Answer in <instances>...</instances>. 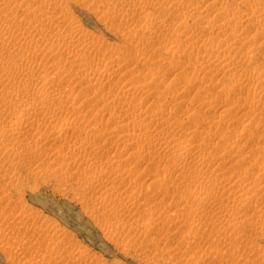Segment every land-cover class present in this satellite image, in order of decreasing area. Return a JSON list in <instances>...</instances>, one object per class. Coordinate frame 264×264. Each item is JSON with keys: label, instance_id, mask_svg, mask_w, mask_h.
<instances>
[{"label": "rangeland", "instance_id": "374dc122", "mask_svg": "<svg viewBox=\"0 0 264 264\" xmlns=\"http://www.w3.org/2000/svg\"><path fill=\"white\" fill-rule=\"evenodd\" d=\"M71 1L72 2L69 1V3L67 4L68 6L64 7V10L69 9V11L67 10L65 12L68 13V15L71 16L73 19L78 20V22H79L78 26L80 25L79 26L80 29L82 27L81 32L83 34L80 33V35L82 34L84 36L83 39L78 40L79 37H77L76 35H69L68 37L71 40V42H70V40L67 37V35H64V36L56 35V32H57L56 30L58 28H59L58 31H62L63 33L64 32L67 33V32L70 31V29H69L70 27L68 26L67 23L65 24V22L64 23L63 22L60 23L61 25L60 24L56 25L55 27L57 29L54 27V28H51V29L49 28L51 31L50 30H48V31L44 30L43 33L47 34L46 32H48L49 35L34 34V35H32V36H34V38H33L34 43H35V41L37 39L38 40L41 39L40 40L41 43L38 40L36 41V43L39 42L40 45H42V46H40L42 48H44L45 44L46 45H48V44L51 45L53 41L55 42V40L56 41L58 40L57 41L58 43H56V42L55 43L57 45L59 44L60 46L59 45L57 46L55 43L52 44V48L50 46H45L47 51H48V53L45 52L46 54L45 53L41 54L40 50H37V49H35L34 51H30V52L26 51L27 53L25 52V50L22 49V54H21V50H19L20 52L17 51V53L14 54V58L15 59L16 58L19 59L18 61L21 63L22 68L25 70V71L22 70V71H24V73L22 71L21 72H16V73L14 71H12V73L14 72V74H12V76L9 79L4 78V79H2L3 82L0 79V81H1L0 82V121L3 120V121H1V124H0V132H3L4 130L6 132H9L10 128L12 129L13 126L15 128V125H16V128H17L16 132L17 131L19 132V133L17 132V134L15 132V135H17L18 137L14 135L16 138L12 137L11 138L12 141H11V139L10 140H5V141H4V139H2L3 140L2 141L1 138H3L4 136H2V135L0 136L1 137L0 140L2 141V142L0 141V151H1L0 152V159L4 162L3 159L5 157V154H8L9 152H11V153H9V156H10V159H12L13 154L15 152H19V151L23 152V150L25 151V148L30 147L32 145V144H29L30 142L34 144L33 140L35 141V139H36L35 136H38V134H39L38 131L36 132V130H37L36 128H39L40 124H41V127H42V124L44 123L43 120L45 121V123L43 124V127H45V124L47 125V122L50 119H52L51 117H53L52 120L55 123V124L53 123L54 124L53 125L52 124L53 121L50 120L51 124L48 123V125L50 124L51 126H53L51 129H55L54 127H58V129L61 128L63 130V127L66 125V122L69 125H71L73 123L72 124L73 127L76 128V129H74V130H76L75 133L79 129L80 131H78L77 134L79 133L78 135L82 134L84 136V137H81L82 135L78 136L77 134L73 133V137L76 138L78 136L79 137V141L82 138L83 139L85 138L84 141H86V143L84 142L85 145H84V150L83 151H85V149H87L88 151L87 150L85 152L80 151L82 153V154L80 153L82 155V157H81V155H78L75 150L73 151V149L77 147V145H75V143L76 144H78V143L76 141L74 142V138L72 137V135L68 136L67 133H66V136H64V137H66V139L65 138L64 139H65V141L69 140V142L66 141V143H68L70 148L71 147L73 148L74 145L76 146L73 149H70V148L68 149L69 146H66L67 144L65 145L64 139L60 140V143H54L52 141V145H51V139L48 140L50 142H46L45 143V145L48 146L50 144L49 146H51V147H49V146L48 147L47 146L44 147L50 154L52 153L51 151H53V149H54V152H57L55 150H57L56 146L58 144H59L58 145L59 146L58 152L60 151V153H61V149L62 148H64V147L66 148L67 147L66 149L65 148L62 149V153L61 154L59 153V155H58L57 154L58 152L56 153L58 156L56 155L55 160H57L58 162L57 161L56 162H54V161L50 162L51 159L50 160L42 159L43 161H40L39 157L37 158L35 156L38 159L37 160L38 163H40L38 165V163L35 162L36 158L33 157V155L31 156V154L29 155L27 152L26 153L24 152L25 153V157H24L25 159L24 160L26 161L28 159V161L29 160L30 161L29 162L26 161V164H25V162H22L23 165L22 164L20 165V163H19L18 167H17V165L15 163H12L13 164L12 165V164L7 163V162L3 163L0 160V162H2L1 165L5 164L4 166L0 165L1 169H3V168L5 169V170L4 169L1 170L3 172L0 173V176H2V177H0V184L2 185V186L0 185V187L2 188L1 190H3V192L0 191V217H1V219H0V264H152V263L153 264H156V263L158 264L159 262H160L159 264H162V263L168 264L166 261H168L169 259L168 260L165 259L166 258V254H164V253H168L169 251L172 252V257H175V258H173L174 259L173 261H175V262L172 261L173 263L169 262V264H171V263L172 264H174V263L178 264L179 260H180L179 264H181V263L185 264L186 260H187V262H188V260L190 261V262H188L189 264H264V233H263L264 232V226H263L264 225V220H263L264 218H262V217H264V187H263L264 184L261 182V180L264 179V177H263L264 173L263 172L261 173L257 169H254V166L257 165V162H258V164L260 163V167H259L260 169H261L262 166H264V162H263L264 161L263 160L264 159V150H263L264 149V108L260 109L263 112L260 111V110L259 111L257 110V112L255 110L253 113H251L250 111H247V106L250 105V103H252L250 100L253 101L254 99H256V96H260L262 92L264 93V87H262V86H264V84H262V83L259 84V88L260 89L262 88V89L261 90L258 89L260 92L259 93L257 92L256 93L257 95L255 94L256 96L254 98L251 94L250 95L246 94V91L249 93L250 92V88L254 85L253 81H251V80L245 81L244 80V76H240V75L236 76L235 75L237 73H239L241 75H244V74L248 75L247 72H251L253 70L254 71L251 72V73H253V74L255 73V75H256V73L258 74L260 67H258L259 69L258 68L255 69V66L256 67L258 65L260 66L261 62L264 64V61H263L264 56L262 58V54L264 55V50L262 51L263 53L261 52L259 54L260 56L258 55V57H260V58L256 57L252 61L249 60L250 62L248 61L249 58L247 57V55L243 54V57L246 59V61H242V62L246 64L247 61H248L246 66H243L244 64L242 63L241 64L242 66L237 65L238 69H237V67H231V69L228 68L229 70L226 69L227 73L225 71L224 72L220 71V73H218V74H213L215 77L210 78L211 80L210 79L209 80L208 79H204V81L208 80L207 83H210L211 85H214V86L215 85L217 86V85H219V83H221L220 84L221 87L219 86L220 88H222L223 86H226L227 84H230L231 82H232L231 84H233V81L236 83L237 86L235 88L237 90L234 87H233L234 90H233V88L232 89L230 88V89L226 90L232 96H230L227 92H225L226 93V97L224 96L225 98L224 97L221 98L223 102L221 101V99H217L218 100V102H217V100H215V97H214V95H216L217 92L214 93L215 90L212 88V90L210 89V91L208 93H205L203 86H204L206 81L202 82V80H201L200 82H202V83L197 81V80H199L198 77L200 78L201 75L203 74V71L206 72L207 69H202L201 71H199L200 69L198 70V69L195 68L196 72H194L195 70L192 71V69H190L191 67L189 66V65L192 64L191 63L192 60H193V63L197 62L196 63L197 65L198 64L200 65V63H201V59L199 60V58H203V57L199 56V55H202V53L204 54V52L202 50H199L200 49L199 46H201L200 45L201 44L200 41L204 42L206 40L207 36H208L207 37L208 40H210L213 37L215 38V34L214 33L212 34L213 35L212 36L209 32L205 31V29H204L205 22L202 23V21L204 19H202V21H200V20L197 21L196 17L194 19V16L191 15V13L193 12L194 6L197 5V4L201 5L199 3L200 0L189 1V3H188L189 5L187 4L188 1L184 2L183 0H175L176 4L173 7L176 8V9L171 7V5H172V4H170L171 2L169 3V1H167V0L166 1L165 0H161V3H160V0L155 1L156 3H154L153 0H149V1L145 0L146 2L148 1L147 4H146V2H143V0H140V1L139 0H123V1L122 0H118V2L117 1L113 2V0H111V2L113 4L110 3V0L109 1L106 0L107 3H105V0H100L101 2L105 3L106 5L101 3L99 0H97V1L93 0L92 2H91V0H85V1L81 0V1H79L77 3L74 0H71ZM150 1H151V4L149 5ZM177 1H178V3H179V1H181V3L184 6L181 3L178 4ZM80 2H82V3H80ZM96 2H98V3H96ZM263 2H264V0H263ZM152 3H153V5H152ZM165 3H166V6H165ZM96 4H99V5H96ZM100 4H101V7H100ZM115 4H116V7H114ZM162 4H163L164 8H162ZM103 5L106 8H109V6H110V7L113 8V10L117 9V11L114 10L115 12L113 13L112 9H107V10H109V14H108V12L106 11L105 7H102ZM142 5H143V7H142ZM159 5H161V10L162 11H160V6ZM186 5H188V7ZM157 6H158V8H157ZM67 7H69V8H67ZM189 7H191V9ZM167 8H168V11H169V8H172V10L167 12L166 11ZM182 8L184 10L183 14L181 12V11H183ZM176 10L177 11L180 10L179 13ZM155 11H157V12H155ZM164 11H166L167 13L164 12ZM120 12H124V13H120ZM146 12H147V15H149V16L146 15ZM151 12H152V15H150ZM186 12H188V13H186ZM156 13H158L159 15L156 14ZM162 13H164V14H162ZM155 14L157 16H155ZM181 14H182V17H181ZM185 14L188 15V16L186 17ZM153 15H154V17H153ZM155 17H157V18H155ZM153 18H155V19H153ZM157 19H158V21H157ZM78 22L76 21V23H78ZM189 22H190V24H189ZM184 23L187 24V26ZM196 23L198 25H196ZM238 23H242V22H238ZM160 24H163V25H160ZM164 24L166 25V27H165ZM199 25H201L203 27V29ZM191 26H193V27L197 26V28L196 27L195 28H191ZM150 27H151V30H150ZM164 27H165V29H164ZM67 28H68V30H67ZM168 28H170V30H168ZM198 28L200 29V33L197 32V31H199V30H197ZM149 31L150 32L152 31L151 34H153V35H151L149 33ZM201 31H202V33H205L207 36L205 35L206 37H204V34H201ZM52 32L55 34L56 38H58V39H56L55 36H53ZM185 32H187V33H185ZM240 32L241 31H239V33L236 32V34L238 35V34H240ZM243 32L245 34V31H243ZM190 33H191V35H190ZM175 34L176 35H179V34L181 35V36L179 35L180 37H178V40H176V41H175V39H173V38H175L173 36ZM184 34H186V36ZM246 34L247 35H252L253 31L246 32ZM51 35H52V37H51ZM130 35L133 38L130 37L129 38L130 41H127L128 37ZM189 35L191 37H188ZM209 35H211V36H209ZM41 36H43V37H41ZM65 36L67 37L68 40L65 38ZM153 37H155V38H153ZM170 37H172V38H170ZM42 38L44 40L43 42H42ZM75 38H77V39H75ZM184 38L185 39L188 38V39L185 40ZM65 39L67 41H65ZM171 39H173V40H171ZM194 39H196L197 42L198 43L200 42V43L198 44L196 42V40L194 42L193 41ZM199 39H200V41H199ZM72 40H73V42H72ZM77 40H78V42H77ZM208 40H206V41H208ZM60 41H62V42L65 41L64 42L65 44L61 43ZM68 41L70 42V44H69ZM171 41H173V42H171ZM190 41H191L192 44L194 43V47L192 46ZM176 42H180L179 44H181V43L188 44L189 43L188 47L185 44L184 45L181 44L184 47L185 55H183V53H184V51H183L181 53L183 58L182 57L178 58V59L181 60V64L179 65L180 68L179 67L178 68L177 67L173 68L174 65H172L173 64L172 62H174V60H176V57L173 58L172 56H169L165 52L166 49H163V48H166L165 46L163 47V45H166L168 47V44L172 45V44H174ZM39 43H37V44H39ZM195 44H197L198 46L197 45L195 46ZM136 45L139 46V47H137ZM190 45H191V47H190ZM185 46L189 50L185 49L186 48ZM48 47H50V48H48ZM53 47H54V49H53ZM147 47H148V51H149V53H151V55L148 53L147 49L145 51V48H147ZM196 47H198V49ZM56 48H59V49H56ZM143 48H144V50H143ZM194 48H195V51H194ZM50 49L53 50V52ZM192 49H193V53H195L194 54L195 56H193ZM55 50H56V52L58 54L55 53V56H54ZM60 50H62V51H60ZM68 50H69V52H68ZM58 51H60V52H58ZM78 51L80 53H78ZM82 51L85 52V55L83 54ZM142 51H143V54H142ZM197 51L199 53H201V52L202 53L199 54ZM49 52L51 54H49ZM75 52H76L77 55L75 54ZM128 52H130L131 54H133V53L134 54L131 55ZM137 52H139V53H137ZM145 52H146L147 55L145 54ZM186 52H187V54H186ZM196 52L199 55H197ZM156 53L157 54L160 53L159 55H157L158 59H156L157 58L156 55H153V54H156ZM188 53H190V54H188ZM137 54H139V57L137 56ZM144 54H145V56L147 58L144 57ZM18 55H20L21 57L18 56ZM46 55H47L48 58L46 57ZM72 55H74L75 59H74V57ZM148 55H150L149 57L151 59H152L151 56H153L154 60L152 59L153 60L152 61L148 57ZM181 55L179 54V56H181ZM132 56L134 57L133 61H131L132 60ZM164 56H165V59L168 56L167 57L168 60L166 59L167 61L164 60V58H159V57H164ZM198 56H199V58H198ZM77 57H79V59L82 57L81 58L82 64H81V62L80 63L78 62L79 60H76ZM137 57H138V60L139 59L140 60L143 59V60L141 62H139L140 61L139 60L138 64H137V62L133 64V62L136 61L135 59ZM190 57L193 58V59H191ZM185 58H186V60L184 61L183 59H185ZM128 59H130V60H128ZM155 59H156V61H155ZM160 59H162V60H160ZM190 59H191V61H190ZM197 59H198V61H197ZM256 59H257V61H256ZM73 60H75L74 62L77 63V65L72 62ZM149 61H152V62H149ZM161 61H162V64H161ZM170 61H171L172 64L170 63ZM104 62L105 63H110L111 62L110 63L111 65L114 63L113 66L110 65V69L112 68L111 70H116L115 78L111 81V84H113L112 82H114L115 79L117 80V78H118V80H120V82H122V79H120V78L121 77L124 78L125 74L123 75V72L125 73V71L127 72V70L128 71H133L135 69L136 72H142L143 74H145V72H146V75L150 74L148 71H151L153 73H155L157 71L156 73H159V74L161 73L160 75L164 74L165 75L164 79H162V80L160 79L159 82H160V84H162V82H165V83H163L162 84L163 86H162L158 82V84L160 86H162V87H159L158 84L157 85H158V87L160 89L163 88V90H166L167 93H165L163 90L160 93L161 90L157 89V85H156V87L154 89L156 91L158 90L156 93L159 92L162 97L160 95H159L160 96L159 97L158 95L154 94V95H152L154 98L153 97L152 98L154 100H157V99L161 98L158 101L166 103V107L169 110L171 109L170 111H177L176 109H174V108H177V107H178V109L181 108L182 110H183V108L184 109L186 108V111L188 113L192 111L191 112L192 114L189 113V117H190L189 120L190 121L187 120L188 118H184L181 113L180 114L178 113V115L179 116L181 115L183 118L180 117L179 120H178L179 116L177 114L175 115L177 118L175 116L172 118L171 115H170V117L169 116L167 117L168 118L167 121L169 123L175 124V125H172L173 127L178 126L177 128H175L176 130H178L179 127H181L182 129L186 128V132H187V129H189V128H190V131L192 129L193 130L195 129V130L199 131V132L195 131L196 134L194 133L195 135L193 136L192 135V131L193 130L191 131V133L188 130V132L186 134V132H184L185 129L183 130V133H181L182 130L180 128L177 131L175 137L177 139L180 138L181 141H183V140H185V138L187 136L189 137L190 135H192V137H194V138L196 137L195 140H197V142H199V141L201 142L204 137L208 136V133H206V132L212 131V132H209V133L210 134L213 133L212 134L213 136L212 135H209V136H210V139H211L210 141H212L214 139L213 140V145L211 144L210 148L206 147V145H204V144L202 145V147H203L202 149L204 151V152H201L202 156H204V157L206 156V158L209 160V162H208L209 167L205 166V168L210 170V169H212V168H210L211 166H213V168H214V166L216 164H218L219 167H221V168L223 167L222 170H221V168L220 169L218 168V169L220 171H223V173L226 172L225 176L230 175V177H231V175H234V174H235L234 176H236L239 171H240L239 174H238V175H240L239 177H241V176L243 177V175H244V173L246 171V173L248 172L246 174V177H248V175L250 174L249 178H251V179L248 178L249 180L247 178H245L247 180L246 183L249 182L247 184L248 186H250V187H253V186L255 187L256 186L255 188H258L259 187L258 185H260L259 183L263 184V185H260V188H258V189H255L253 187L252 189L254 191H252V189L250 187L246 186V184H245V187H244V188H248L249 191H251V193L253 192L252 194H254V197L257 196L259 200L257 198H254L253 195H252L253 198H251V196H250L251 193L249 191H247L248 189L247 190H245L243 188L240 189V187H243L244 185H240L239 187H237L238 186L237 185L236 188H235L237 190H240L241 193L243 191V193H242V195L244 194L243 197L247 198L248 195H249V202L251 203L250 205L252 206V208H251V206L248 205L249 207L246 208L245 210H243V214H242V212L236 213L237 211H235V210H237L238 207H236L235 202L232 201V198L228 199V197L225 196L228 193L223 194V193H225V192H223L221 194L219 192V195L215 197V194L217 195L218 193L213 192L211 190L210 186L207 185L208 186L207 187L205 183H204L205 185H203V183L198 182V181H194V180L192 182V181H190L192 179H189V178L186 179V180L180 179V177L177 174V172L172 171V169L174 170V169H176V167H178V165L179 166L181 164L184 165V163L187 166H188V163H189V166H192L191 164L194 163L193 159H190L189 162L187 160V164H186V161L184 162V161H181L179 159L178 160L176 159L174 161L173 159H171L172 157H170L169 154L165 156V155H163L162 152H159L160 149L157 148V150H156V148L154 149L153 147L147 148V147L143 146L144 143H143L142 146L137 147V149L139 150V148L142 147V150L140 149L141 152L142 151L144 152V150L146 149L145 153L147 154L149 159L147 158V156L144 155L145 153L138 154V153H141V152H140V150L138 152L136 147L132 149L129 146L130 140H128L129 141L128 142L123 137H120V134H121L122 131H120L121 128L117 129V126H118L117 124H119V123L115 124V123H111L110 122V121H112L110 116H115V115L118 114V111L115 112V110H117V109L119 110V108H118V107H120V105H118L119 103L117 101H116V103L115 102L112 103L113 106L112 105L111 106H112L113 109L110 108L111 107L110 104H108L109 107L106 105V107L104 106L105 107L104 108L102 106L103 104H100L99 98H97V99L95 98V97H98V95H100V97L101 96H105V95H103V93L106 94L105 92H107V93L110 92V93H108L106 95H108V96L111 95L112 96V95H114L113 93H115V91H116L115 90L116 89V85L113 84V85H115V86H113V85L110 84V82H109V84L111 86L108 83H104V82H103V84L104 85L106 84V86H104L102 84V82L100 84L97 83V85H99L98 87H97L96 84L94 85L95 87L92 86L93 85L92 82H95L94 79H96L97 75L101 74V72L104 71V69H105V67H103V66H105ZM129 62H131L133 64V66H132L131 63H130L131 65H130ZM146 62L148 63V65H147ZM153 62H154V64H152ZM155 62H157V63H155ZM187 62H189L190 64L187 63ZM258 62L260 64H257ZM250 63L252 64V66L250 65ZM72 64H74V66ZM89 64H91V66ZM124 64H125L126 69L128 68L127 70L126 69H124V71L123 70H117V69H119V67H121V66L123 67ZM118 65H119V67H118ZM167 65H170V68L167 67ZM249 65L251 66L252 69H250ZM78 66H80V68L84 69V71L82 69H79ZM89 66L92 67V68H90V70H89V68H87ZM150 66H151V68H150ZM76 67L78 68L77 71L80 72V73H78L76 71V69H75ZM93 67H97V68H93ZM102 67H103V70H102ZM154 67H156V68H154ZM181 67H182V69L184 71L181 69ZM239 67H240V69H239ZM210 68H212V66ZM215 68L213 67V70ZM232 68L235 69V70H233ZM245 68H247V69L249 68V69L247 70ZM152 69L153 70L156 69L155 72L152 71ZM161 69H162V71H161ZM80 70L83 71V72H81ZM92 70H94L93 72H95L96 70L100 71V72L96 71L97 73L96 74L93 73L95 75H92V73H91ZM177 70H179L180 72H178ZM255 70L256 71L258 70V71L256 72ZM235 71H238V72H235ZM242 71L244 72V74H243ZM177 72H178V74H177ZM205 72H204V74H205ZM71 73H72V75H70ZM194 73H196V74H194ZM231 73L234 74L235 76L232 75ZM251 73H249V74H251ZM76 74H77V76H76ZM173 74L176 77L187 75L188 77L186 76V78L188 79V81L192 80L193 84H192V82H188L185 79H183V77H185V76L180 77V78H176ZM82 75H84V76L82 77ZM116 75H118V77ZM216 75H221V76L216 77ZM71 76H73L74 78L71 77ZM172 76H174L176 80L174 79V77L171 78ZM190 76H192V77H190ZM78 77H79L78 80L75 79V78H78ZM166 77L168 78V80H165V79H167ZM189 77L191 78V80L189 79ZM234 77H235V80L237 78V80L239 81V84H241L240 86H239L238 82H236L237 80L236 81L234 80ZM85 78H87V79H85ZM218 78H219V80H218ZM223 78H226V79H223ZM228 78L229 79L230 78L233 79V81L231 79L229 80ZM25 79L28 80V81H26ZM80 79H81V81H80ZM88 79L91 81V83H90V81ZM178 79L181 80V82ZM74 80H75L76 83L74 82ZM163 80H165V81H163ZM169 80L171 82L174 81V83L177 86H179L181 88L183 87L182 89L179 88V87L174 89L176 91L177 90H179V91L182 90L179 93V95H178L179 91L177 92V95H176L175 91H171L170 90L171 86L173 87L174 83H173V85H171ZM220 80H222V81H220ZM167 81L169 82V84H168ZM194 81H196V82H194ZM214 81H215V84H214ZM242 81H244L245 83L242 82ZM22 83H23V85H22ZM166 83H167V85H164ZM183 83H184V85H183ZM224 83H225V85H223ZM242 83H244V84H242ZM246 83H248L249 85H247ZM24 85H26V86H24ZM100 85L104 86V87H100ZM169 85H171V86L169 87ZM181 85H183V86H181ZM185 85H187V86H185ZM198 85H200V86H198ZM244 86L247 87L248 89L245 90L246 88H244ZM249 86H250V88H249ZM23 87H26V88H23ZM18 88L21 91L18 92V90H19ZM98 88H99V90H101V88H102V90H101L102 93H99ZM104 88H105V90H104ZM238 88L241 89V90L239 89V93L236 92V91H238ZM242 88H243V90H242ZM106 89L113 90V92L112 91H108V90L106 91ZM22 90H24V91H22ZM46 90H48V91L46 92ZM70 90L72 92H70ZM103 90H104V92H103ZM231 90H233V91H231ZM96 91L98 92L97 94H95ZM43 93H45V94H43ZM60 93H62V95ZM82 93H84V95L86 94L85 97H81L83 95ZM164 93L168 96V99H167V96L165 97ZM193 93H194V95H193ZM196 93H198V95ZM225 93H224V95H225ZM207 94H208V96H207ZM210 94L211 95L213 94L212 97H211ZM45 95H47V97ZM87 95H88V97H92V96L94 97V99L90 98V100H92V103H91V101L88 102ZM163 95H164L165 98L163 97ZM196 95H197V97H196ZM204 95H206V97ZM247 95H248V97H246ZM63 96H64L65 100L62 99ZM45 97L47 99H44ZM252 97L254 99H252ZM38 98H39V100H42V99L43 100L41 102H39ZM53 98H55L56 100L53 99ZM84 98L87 101L84 102ZM202 98H203V100L205 99L204 101H206V100L210 101V103L208 101H206V102H204V104L206 106H204V104L202 105V103H203ZM207 98H209V99H207ZM51 99H52L53 102H51ZM137 99L139 100V98H136V101L139 102L140 100L138 101ZM164 99H167L168 101L166 100V102H165ZM224 99L226 100V102H225ZM228 99H232V100L235 99V100H233V102L231 101L229 103ZM261 99L264 101V97L263 96H262ZM48 100H50V101H48ZM58 100H59V103H58ZM77 100H79L77 102L78 104L81 101L79 105H77V103L75 102ZM95 100H97L98 104H99V106L96 105L97 107L94 106L96 104L95 102H97ZM147 100H145V101H147ZM46 101L49 102V106H48V102H46ZM211 101H212V103H211ZM86 102L88 104H90V107H89V105ZM93 102L95 104H93ZM197 102L198 103L200 102V103L198 104ZM214 103H217V104L222 105V106L220 107L219 105H215L213 108H211L214 105ZM222 103L223 104L225 103V104L223 105ZM56 104H58V105H56ZM114 104H117V107ZM179 104H180V107H179ZM200 104L202 105V107H200L201 106ZM210 104L212 106H209ZM230 104L232 105V108H228L229 106L231 107ZM72 105H75V107H73ZM146 105H144V107H147ZM184 105L186 107H184ZM80 106H82L83 108L80 107ZM52 107H54V108H52ZM88 107H89L90 111L88 110ZM91 107L96 108V111H94L95 109H93ZM50 108L54 109V111L53 110L51 111ZM73 108H74L75 111L73 110ZM77 108H79V110ZM100 108H101L102 111L103 110L105 111L104 113L106 115L107 114L108 115L107 116L105 114L104 115H99L100 118L98 119L97 117H99V116H97V114L95 112H97ZM226 108L230 109L229 112L226 110ZM106 109H108V110H106ZM189 109L191 111H188ZM113 110H114L115 113L113 112ZM222 110L223 111L225 110L228 113V114H226L227 116L223 113ZM71 111H73V113ZM166 112L168 113V111H166ZM187 112H186V115H188ZM52 113H54V114H52ZM202 113H204V114H202ZM112 114H114V115H112ZM93 115L96 117V119H95V117ZM218 115L220 117H221V115H223L222 117L225 119V121L222 119V117L220 118ZM228 115H230V116H228ZM193 116H195V117L193 118ZM102 117H104L105 119L102 118ZM108 117L110 119L109 122L111 124H109V122H107V118ZM169 118L170 119L172 118V120L174 119V121L177 120V125H176V122L171 120L173 122L172 123ZM199 118H201V119H199ZM211 118L212 119H219L220 118L219 120H220L221 126L219 125L218 127H214L216 129H213L211 127V125L209 126L210 122H208V121H211L212 120ZM231 118H233V119H231ZM92 119L95 122L92 121ZM101 119H103V120H101ZM181 119H182V121H180ZM192 119H194V120L195 119H197V120L199 119L198 121H201V123L199 122L197 124V122L195 123V121H197V120H195L194 123L192 124V122H193ZM229 119H230V121L232 120L231 123H230ZM71 120H73V122ZM221 120L223 122H221ZM179 121H180V124H179ZM183 121H185V122L181 124V122H183ZM19 122H22V123H20L22 126H19V124H17ZM69 122H72V123H69ZM190 122H191V124H190ZM104 123H107V124H105L106 126L104 125ZM120 123H125V122L123 121V122H120ZM247 123H248V126H250V127H246V129H243L242 125L243 124H247ZM4 124H6V127H5ZM91 124H92V126H91ZM98 124L99 125L101 124V126H98ZM112 124H115V125H112ZM223 124H224V126L226 128H227V125H229L230 127L229 126L228 127L230 129L229 130H228V128L225 129L222 126ZM59 125H60V127H59ZM111 125H112V127L116 126V127H114V129L116 128L115 132H111V131H114V130H112L113 128L111 127ZM18 126H19V128H18ZM97 126L99 128L96 129L95 127H97ZM107 126L109 128L111 127L112 129L110 128L111 129L110 130ZM183 126H185V127L183 128ZM207 126H209V127H207ZM4 127L7 128V129H5ZM20 127L22 129H20ZM83 127H84V129H83ZM101 127L102 128L105 127V128L102 129ZM219 127H221L220 129H222V130H220ZM241 127H242V132L243 133L240 132L241 131ZM46 128H47V126H46ZM94 128H95V130L92 131ZM100 128L102 130H99ZM223 128H224V131H223ZM248 129H249V132L245 131L246 133H244V130L248 131ZM105 130L107 131V134H108L106 136H104L106 134V133H104V132H106ZM203 130H204V132H203ZM205 130H208V131H205ZM214 130H215L216 134L219 137L215 136L216 134L214 133ZM217 130H219L218 131V132H220L219 134L224 132V133H222L223 136H221L222 134L219 135ZM230 130L233 131L232 132L233 134L231 133ZM237 130H240V131H237ZM20 131L22 133H20ZM95 131H97V132H95ZM102 131H103V133H102ZM124 131H126V132H124ZM124 131H123L124 134L133 132L132 130H130V131L124 130ZM93 132H95V133H93ZM118 132H119V134H118ZM134 132L138 133L136 131H134ZM134 132H133V134H134ZM98 133L101 136L104 134L103 136L105 137V140L108 139V141L106 140V142H108V143L110 142V143L109 144L107 143L108 144L107 145L105 143V140H103L104 139L103 136H102L103 139L98 137L99 136ZM113 133H116V137H115V135ZM179 133H181V135L183 137L180 136ZM200 133L202 135L204 134L203 137H201L202 135ZM230 133H231L232 137L230 136ZM117 134L119 135V138H117V136H118ZM205 134H207V135L205 136ZM236 134H239V135H236ZM244 134L245 135L248 134V135H246L247 138L245 137ZM109 135H111V136H109ZM197 135H199V137ZM234 135H236V136H234ZM240 135H241V137L242 136L243 137L241 138L239 144L236 145L235 147L234 146H233V148L230 147V145H231L230 143H229V147L227 145H225V146H227V148L223 147V149H222L221 147H218V146H221V144L223 145V143H224L223 142L224 139H222V138H225L226 136H228V139L229 138L231 139V140L229 139L230 142H232L234 139H237V138H238V141H239ZM214 136L217 137V138H214ZM248 136L249 137L251 136L250 139H253V140L248 139L249 138ZM140 137H142V136H139L138 138H140ZM200 137H201V139L198 140V138H200ZM70 138H72V140ZM142 138H140V139H142ZM115 139H117L118 142ZM121 139H123V141ZM177 139H176V141L181 142L180 139H178V140ZM216 139H217V141H216ZM17 140L21 141L22 144L19 141H17ZM102 140H103V143H102ZM119 140H120V143H119ZM9 141H10V143H9ZM15 141H16V143H14ZM125 141H126V143H124ZM144 141H146V140L144 139ZM214 141H216V142H214ZM218 141H219V144L221 143L220 145L218 144ZM247 141L249 142V144H248ZM250 141H251V143H250ZM7 142H8V144L6 145ZM17 142H18V144H17ZM53 143L55 145H53ZM113 143H115V145H113ZM240 143H242L243 145L242 144L240 145ZM3 144H4V146H3ZM15 144H17L21 150H19V148H16L18 146L15 147ZM28 144H29V146H28ZM62 144H63L64 147L61 146ZM89 144L90 145L93 144L94 146L92 145V147L89 146V148H86V147H88ZM11 145H13V147ZM22 145H23V147H22ZM102 145H103V148L101 147ZM104 145H105V147H104ZM214 145H216V146H214ZM251 145H253V146H251ZM5 146H7V147H5ZM60 146H61V148H60ZM96 146H97V148L99 147L100 149L98 148L99 150L98 149L96 150ZM237 146H241V147L238 148ZM259 146H261V147H259ZM53 147H55V148H53ZM94 147H95V149H94ZM126 147L127 148L129 147L134 152L136 150L137 154L134 155L133 152L131 153L129 148L127 149ZM215 147H217V149ZM22 148H24V149H22ZM48 148L51 151H49ZM50 148H52V149H50ZM92 148H93L94 151L96 150L97 152L96 151L94 152L92 150ZM234 148H237V150L234 149ZM148 149H149V151L151 149L150 152H154V153L151 154L148 151ZM210 149L212 150V152H211ZM218 149H220L219 152H218ZM221 149H222V151H221ZM229 149H230V151H229ZM256 149L257 150L260 149L261 151L259 150L260 152H256ZM16 150H18V151H16ZM100 150H102L104 153H102V151L100 152ZM126 150H127V152H126ZM205 150H207V151H205ZM213 150H214V152H213ZM224 150L225 151L228 150V154L230 152L232 153V154L230 153L231 155L229 156V158L232 156L230 159L233 158L232 161L235 164L229 158L227 159L228 161H226L224 163L219 161V159H218L219 155H217V154H220L221 152H224ZM242 150H243V152H242ZM2 151H3V153H2ZM26 151H28V150H26ZM146 151H148V152H146ZM155 151L156 152L158 151L160 154H158V152L155 153ZM161 151H163V150L161 149ZM54 152L52 154H55ZM72 152H75L76 155L73 156L74 153H72ZM65 153H66V155H65ZM70 153H72V154H70ZM98 153H99V155H98ZM114 153L117 154L116 156H118L119 154H120V156L115 158V156H113ZM125 153L127 154V156H126ZM148 153H149V155L150 154L151 155H153V154L157 155L158 154V156H155L156 158L153 157L154 155L153 156L150 155L152 157V159L155 160V161H153L151 159V157H149ZM203 153H205V155ZM235 153H236V155H239V156L233 155ZM238 153H240V154H238ZM246 153H247V155H246ZM256 153H261L262 156L260 157V154L256 155ZM3 154H4V156H3ZM63 154H64V157H63ZM69 154L71 155V157L69 156ZM210 154H211L212 157L211 156L210 157L208 156V157L210 159H212V160H210L207 157V155H210ZM214 154H216V155H214ZM1 155L3 156V158L1 157ZM11 155H12V157H11ZM84 155H86L87 157L84 156ZM102 155L105 156V157H103ZM138 155L139 156L141 155L140 159L138 158L139 157ZM143 155L145 156L144 158L142 157ZM251 155L253 157H254V155H256V157L255 158H253V157L251 158L250 157ZM26 156H27V159H26ZM66 156H68L69 158L66 157ZM76 156H79L78 160L79 161L82 160L83 162L80 163L81 161L80 162L78 161L79 164H76L75 165L76 167L75 166L69 167L68 169L66 168L67 169L66 170L64 167H65V164L68 162V160L65 159V157L70 159V161H72V160H74V158H76ZM214 156H217V157L213 158ZM233 156L234 157L236 156V157L234 158ZM257 156H258V158H257ZM62 157L64 158V160L62 159ZM72 157H74V158L71 160ZM159 157L161 159H159V161L157 162ZM163 157H165V158H163ZM238 157L240 159V162H239ZM84 158H86V159H84ZM109 158L110 159L114 158V160H112V159L108 160ZM141 158L143 159V161L139 162V160L141 161ZM244 158L246 159V161H245ZM261 158H262V160H261ZM115 159H116V161H115ZM120 159H121V161H120ZM150 159H151V161H149ZM166 159H168V160H166ZM214 159H216V161ZM236 159H237V161L239 163L235 162ZM241 159H242V163L244 162L243 164L241 163ZM252 159H257L258 161L257 160H252ZM5 160H6V158H5ZM61 160H63L64 163ZM15 161H16V159H15ZM20 161L21 160H19V162ZM107 161H109V162L107 163ZM119 161H120V164H117V163H119ZM178 161L179 162L181 161L182 163L181 162L179 163ZM213 161H214V164H212ZM251 161H252L254 166L251 164ZM190 162H192V163H190ZM248 162H250L249 163L250 165L246 166V164L248 165ZM30 163H32V167L30 166L31 165ZM33 163L37 164V166L35 164H33ZM48 163H50V165ZM51 163L53 165H51ZM57 163H59L60 165H58ZM61 163H63L64 165H62ZM177 163H179V164H177ZM210 163H211V165H210ZM221 163L225 164V166L233 164L232 169L230 168V166H228V168H227ZM237 163H238V165L236 166ZM7 164H8L9 168L7 167ZM24 164H25V166H24ZM44 164L45 165H49V166L46 167ZM55 164H56V166H55ZM108 164L111 165V167ZM112 164L113 165L115 164V165L113 166ZM169 164H171V165H169ZM173 164L174 165L176 164V166L174 167ZM43 165H44V167H43ZM167 165L171 169H169L168 167H164V166H167ZM12 166H13L14 171H16V169H18V168L19 169L22 168V170H21L22 171V173H21L22 177L20 176L19 181H17V182L14 181L15 183L19 182L17 184L18 188H16L17 186L15 184L13 186V185H11L9 183H5L7 185L9 184V186L7 188L9 190H7V189L5 190L6 185L3 186V183H4L3 181L8 182L9 180L12 179V178L8 179L10 177V175L13 174L12 173L13 172ZM27 166L31 167V168H29L30 170L27 169ZM34 166L39 167V169L41 168L42 172H45V173H42L41 170H39L38 168H36ZM50 166H52V167H50ZM53 166H55V167H53ZM59 166H60V168H59ZM124 166H126V167H124ZM243 166H244V168L249 167V169L246 168L244 170ZM6 167H7L8 170L6 169ZM56 167L59 168L58 170L60 171V174L65 176V177H63L64 180L61 179L62 176L59 177L60 176L59 175V171L58 172L57 171L54 172L55 174L56 173H58V174H56V175L52 174V176L47 177L48 176L47 173H51V169L52 170L53 169L56 170L57 169ZM77 167L78 168L80 167V169H77ZM122 167H124V168H122ZM127 167H128V169L130 171L129 170L127 171ZM215 167H217V166H215ZM23 168H25V169H23ZM34 168H35V170H34ZM47 168L48 169L51 168V169H49L50 171H47L48 170ZM72 168L77 169V171H75ZM165 168H167L169 171L168 170L166 171ZM188 168H190V167H188ZM225 168H226V171H225ZM63 169H65L64 170L65 172L63 171ZM145 169L146 170L148 169V170L146 171ZM228 169H230V170H228ZM237 169H243L244 172L242 171L243 172L242 173L241 170L238 171ZM61 170H62V173H61ZM120 170L122 172H120ZM227 170L229 172H231V174H229V172L227 174ZM35 171H36V173L37 172H39V173L36 174ZM72 171H74V172H72ZM143 171L145 173H143ZM4 172H5V174H6V172H8L7 174H9V176L7 174L4 175ZM26 172H27V174H25ZM31 172H33L34 174H32ZM40 172H41V174H43L47 178L46 177L44 178L43 175H40ZM125 172H127V179H126V176H125L126 175ZM128 172H131V175H129L130 173L128 174ZM169 172L171 174H175V175H171ZM173 172H175V173H173ZM252 172H254V173L252 174ZM64 173H65V175H64ZM119 173H120V175H119ZM159 173H160V175H159ZM258 173L260 175V178L258 177L259 175L258 176L255 175L254 179H257V177H258L259 178V182H257V180H253L254 174H258ZM99 174H100V176L102 174V176H101L102 178L100 176H98ZM156 174H158L159 177H158V175L156 176ZM169 174H170V176H169ZM241 174H243V175H241ZM67 175H69V176H67ZM116 175H119V176H116ZM123 175L125 176V180L120 181L122 178L124 179ZM161 175L162 176L164 175V176H166L168 178L166 182H169V181L172 180L171 182L167 183L168 185H170V187L165 182H164V184H161L163 182L159 181L160 184H161V187L157 186V181H155L156 183L154 181H152V183L149 182V180L151 181L155 176H156L155 177L156 180H160V178H162ZM114 176H116V178H114ZM173 176H175L176 178L173 177ZM177 176L179 178H177ZM97 177L99 178V180H97ZM172 177H173V179H171ZM236 177H234V178H236ZM4 178H5V180H4ZM54 178H56V180H54ZM130 178H131V180H130ZM21 179H23V180H21ZM95 179L97 180L96 182H95ZM179 179H180V181H179ZM199 179H201L199 181H205V180H203V178H199ZM59 180H60V182H59ZM181 180H183V181H181ZM63 181H64V183H62ZM250 181H251V183L253 182L255 185L253 183L251 184ZM159 182H158V185H160ZM183 182H186V183H183ZM255 182H257L258 185H256ZM112 183H114V184L112 185ZM171 183H173V184H171ZM193 183H194V185H193ZM197 183L201 184V185H199L200 188L197 185ZM57 185H59V187ZM162 186L165 187V188L168 186L167 191ZM203 186H206V187H203ZM118 188H119V190H118ZM194 188H196L195 191H194ZM111 189L114 190V191H111ZM115 189H117V192H116ZM130 189L134 193L131 194L132 191ZM203 189H204V191H203ZM209 189H210L211 195H210ZM259 189H260L259 194L261 193L260 195L257 194ZM4 190H5V192H4ZM199 190H201L203 194ZM136 191H137V193H136ZM188 192L190 193L189 197H193L194 195H196V196H200L201 198L194 196L193 199L192 198L189 199ZM244 192H246V193H244ZM247 192H249V193H247ZM254 192H256L257 195ZM138 193H141V195L139 196ZM197 193L199 195H197ZM205 193L206 194L208 193L207 194L208 196L205 195ZM212 193H213L214 196H212ZM192 194H193V196H191ZM245 194H247V197H246ZM127 195H128L129 198H131L130 200L128 199L129 201H126V199L128 198ZM131 195H138L137 199L138 198H140V199L137 200L135 198V200H137V201L136 202L135 201L131 202V201L134 200L131 197ZM184 195H185V198L188 197L187 200L184 198ZM220 195H222V196H220ZM204 196H205V198H203ZM195 197L199 198L201 200V202L204 200L203 202H205V203L202 202V204L205 207H202L201 204H200V208H199L197 206V204L195 203L196 202L195 200H197ZM208 197H210V198H208ZM220 197H222L221 200H220ZM215 198H217L218 200L217 199L216 200H212V199H215ZM180 199H182V201H180ZM251 199L252 200L254 199V201L257 200V203H256V201L255 202L253 201L254 203L251 202ZM209 200H210V202H209ZM206 201H207V203H206ZM211 201H213V203L215 201L216 204L214 203V205H211V204H213V203H211ZM220 201H222L221 202V204L223 203L222 205L220 204ZM227 201H228L229 204L228 205L224 204ZM102 202H103V204H102ZM217 202H219L218 203L219 207L217 205ZM231 202L234 205L233 204L231 205L230 204ZM128 203H129V205H128ZM194 203H195V205H194L195 207L192 206ZM189 204L191 205V207H194L196 209L199 208L198 209L199 211L204 210V212H202V214L205 213L206 215L205 214L202 215L201 212L195 211L196 209H194V211L196 213L199 212L198 213L199 215H196V213L193 211V208H191ZM102 205H104V207ZM223 205H225V207H224L225 209L223 208ZM231 206L235 207V208L233 209ZM149 207H151V214L152 215L149 214V212H150L149 211L150 209H148ZM189 207L191 208V210H190ZM206 207H208V208L211 207L210 208L211 210L209 209L211 212H208L209 210H207L208 208L206 209ZM219 208H220V210H219ZM227 208H229L231 211H234V213H235L234 217H233V213L230 212V210L227 209ZM249 208H251V210H249ZM152 209H153V211H152ZM188 209H189V211H188ZM212 209H214V211L215 212L217 211V212L215 213L214 211H212ZM253 209H255V211ZM218 210L221 213V215H220V213L218 215H216L218 213ZM238 210H239V208H238ZM161 211H165L166 214L161 212ZM190 211H192V212H190ZM206 211H207L208 214L206 213ZM223 211H224V213H223ZM226 211L227 212L229 211V212L227 213ZM246 211H247L248 215H250L251 211L252 212L253 211L257 212L258 211L257 214L260 215V216H258L259 218L256 219V220H250L249 219L250 224H249V222L246 223L247 222L246 219L248 218V215H246ZM144 212H146V213H144ZM212 212H214V214ZM225 213H226V218L228 217V215L230 213L231 214L229 215V217L230 216L231 217L230 218L228 217L227 219H225V217H224ZM146 214H149L150 216L146 215ZM168 214H170V215H168ZM174 214H177V215H174ZM222 214H223V217H222ZM237 214L238 215L240 214L239 217L241 215L242 216L239 218V217H237L238 216ZM201 215H202V217H201ZM214 215L217 216L216 218L218 220H215L216 218H215ZM164 216L166 217V219H161ZM213 216H214L215 219H213ZM219 216H221L224 219L222 220L221 217L219 218ZM235 216L239 220L243 218V221H240L239 223L238 222L235 223V220H236V219H234ZM245 216H246V219H245L246 221L244 220ZM168 217L173 221V223H174L175 220L172 219V217L173 218L174 217L178 218V221H175V223H174L175 226L173 225L172 221ZM260 217H261V220H259ZM219 220L221 222H217ZM224 220L226 221V223L224 222ZM153 221H155V223L157 225L155 223H152ZM255 221H256V225H255ZM257 221H259L261 224L260 223L258 224ZM161 222H162V224H161ZM168 222L171 223L170 226H168V224H169ZM176 224L178 225V227H176ZM233 224H234V227H233ZM243 224L244 225L247 224V225H245V227H244ZM225 225H226V228H225ZM236 225H237V227H236ZM172 226L175 227V228H173ZM229 226L232 227V228H230ZM248 226L250 227V229H249ZM256 226H258L259 228L256 227ZM156 227H158V228H156ZM255 227H256V229H255ZM187 229L192 231V235L193 236L192 235L191 236H189V235L187 236V234H186L187 232L185 233V231H187ZM259 229L260 230L262 229V230L260 231ZM239 230H241V231H239ZM237 231H239L240 234L241 233L242 234L245 233L246 237L244 236V234L240 235ZM235 232H236V235H235ZM255 233H256L257 236L255 235ZM237 234H238V236H237ZM239 236H241V237L244 236L245 238L243 237V240H242V238L239 237ZM234 237H236V238H234ZM160 239H164V240H160ZM245 239L247 241H245ZM162 241H164V242H162ZM244 241L247 242V244L249 246ZM257 241H258V243H257ZM156 244H157V246H156ZM251 244H257V245L254 246V245H251ZM190 245H191V247H190ZM173 247L176 248V249H174ZM154 248H155V253H154ZM178 248H179V250H178ZM167 249H168V251H167ZM176 251H177V253H175ZM156 252H158L159 254L158 253L156 254ZM202 252H203V254L201 255ZM204 252H206V253H204ZM196 253H198V254H196ZM160 254H162V255H160ZM174 254H175V256H173ZM66 255H68V256H66ZM158 255H160V257ZM163 255L165 257H163ZM176 255H178V256H176ZM192 255L193 256L197 255L198 257L194 256L195 258L191 259ZM258 255H259V257H258ZM179 256H183L184 258L183 257L180 258ZM158 257L160 258V260H159ZM203 257H205V258H203ZM161 258L164 259V260L162 261ZM176 259H177V262H176ZM197 259L199 261H201L203 259L204 260L201 263ZM191 260H193V261H191ZM194 260H195V262H194ZM188 263H186V264H188Z\"/></svg>", "mask_w": 264, "mask_h": 264}, {"label": "bare ground", "instance_id": "6f19581e", "mask_svg": "<svg viewBox=\"0 0 264 264\" xmlns=\"http://www.w3.org/2000/svg\"><path fill=\"white\" fill-rule=\"evenodd\" d=\"M69 1L70 2H72L71 0H0V79H1V81L3 82V80L2 79H4V78H6V79H9L11 76H12V74H14V72L16 73V72H21L22 70H24L23 68H22V66H21V63L18 61L19 59H15L14 58V54L15 53H17V51H19V50H21V54H22V49L23 50H25V52L26 51H28V52H30V51H34L35 49H37V50H40V53L41 54H44L45 52H47L48 53V51H47V49H46V47L45 46H50L51 48H52V44L53 43H58L55 39V42L53 41L52 42V44L51 45H46L45 43V46H44V48H42V47H40V46H42V45H40V43H41V39L40 40H38V41H40V43L39 42H37V43H39V44H37L36 43V41H35V43H34V40H33V38H34V36H32V35H34V34H45V33H43L44 32V30H50L51 28H54L56 25H58V24H60V23H64L65 22V24L67 23L68 24V26L70 27H68L69 29H70V31L69 32H67V33H63L62 31H58V29L56 30L57 32H56V35H62V36H64V35H67V37L69 36V35H76L77 37H79L78 38V40H81V39H83V33L81 32V30H82V27H81V29H80V25L78 26V24H79V22H78V20H75V19H73L71 16H69L68 15V13H66L65 11H69V9H67V8H69V7H67L66 9L67 10H64V7H66V6H68L67 4L69 3ZM76 3L77 2H79V1H81V0H74ZM83 1H85V0H83ZM82 1V2H83ZM93 0H91V2H92ZM97 1V0H96ZM100 1V0H99ZM109 1V0H108ZM118 2V0H113V2ZM123 1V0H122ZM140 1V0H139ZM149 1V0H148ZM148 1L146 2L145 0H143V2H146V4L148 3ZM154 1V3H156L155 1H157V0H153ZM152 1V2H153ZM166 1V0H165ZM167 1H169V3L170 4H172L171 5V7H173L176 3H175V0H167ZM184 2H187V4L189 3V1H193V0H183ZM182 1V2H183ZM82 2H80V3H82ZM90 2V1H89ZM101 2V1H100ZM99 2V3H100ZM121 2V1H120ZM66 3V4H65ZM96 3H98V2H96ZM101 3H103V2H101ZM105 3H107L106 2V0H105ZM105 3H103L104 5H106ZM110 3H112L111 2V0H110ZM160 3H161V0H160ZM177 3H178V1H177ZM179 3H181V1H179ZM178 3V4H179ZM201 5H193L194 6V8H193V12L191 13V15L192 16H194V19H195V17H196V20L198 21V20H200V21H202V19H204L203 21H202V23L203 22H205V24H204V29H205V31L206 32H209L211 35L214 33L215 34V38L213 37V38H211L210 40H208V36L205 34V33H202V31H201V34H204V37H206V40H208V41H204V42H202V41H200V39H199V41L201 42V46H199L200 47V49L199 50H202L203 52H204V54L202 53V55H199V54H201V53H199L198 51V53H197V55H199V56H202L203 58H199V56H198V58H199V60L201 59V63H200V65L198 64H196V63H193V60H192V64L191 65H189L190 63V61H191V59H193V58H191L190 59V61L189 62H187V63H189L188 65L191 67H189L190 69H192V71H194V72H196V69H200L199 71H201L202 69H207L206 70V72L205 71H203V74L201 75V77L199 78L198 77V79L199 80H197L196 78V80L197 81H201L202 80V82H205V84H204V92L205 93H208L209 91H210V89L212 90V88L215 90L214 91V93L215 92H217L216 93V95H214V97H215V100H217V99H221L222 97H226V93L225 92H227L226 90L227 89H232L233 87L235 88L237 85H236V83L233 81V79H231L232 81H233V84H231L230 82V84H227L226 86H223L222 88H220L221 87V83H219V85H211L210 83H207L208 82V80L210 79V78H213V77H215L213 74H218V73H220V71H222V72H226L227 73V71H226V69L227 70H229L228 68H230L231 69V67H237V65H239V66H242L241 64L243 63L242 61H246V59L243 57V54L244 55H247V57L249 58L248 59V61L249 60H254L256 57H258V55L264 50V2H263V0H200V2H199ZM113 4V3H112ZM117 4V3H116ZM116 4H115V6L114 7H116ZM120 4V3H119ZM151 4V1H150V3H149V5ZM182 4V3H181ZM191 4V3H190ZM72 5V4H71ZM82 5V4H81ZM84 5V4H83ZM96 5H99V4H96ZM102 6V7H105V6ZM152 5H153V3H152ZM156 5V4H155ZM183 5V4H182ZM189 5V4H188ZM188 5H186L187 7H188ZM77 6V5H76ZM140 6V5H139ZM160 6V11H162L161 10V5H159ZM165 6H166V3H165ZM184 6V5H183ZM185 6V7H186ZM72 7V6H71ZM80 7V6H79ZM100 7H101V4H100ZM108 7V6H107ZM142 7H143V5H142ZM156 7V6H155ZM177 7V6H176ZM81 8V7H80ZM99 8V7H98ZM119 8V7H118ZM157 8H158V6H157ZM162 8H164L163 7V4H162ZM174 8V7H173ZM190 9H191V7H189ZM104 9V8H103ZM105 9H106V11L108 12V14H109V10H107V9H112L113 10V8L112 7H110L109 6V8H106L105 7ZM174 9H176V8H174ZM114 10H116L117 11V9H114ZM113 10V13L115 12ZM158 10V9H157ZM170 10H172V8H169V11ZM182 10H183V8H182ZM167 12H169L168 11V8H167V10H166ZM166 11H164V12H166ZM177 11V10H176ZM180 11V10H179ZM179 11H177L178 13H179ZM189 11V10H188ZM153 12V11H152ZM152 12H151V14L150 15H152ZM155 12H157V11H155ZM166 12V13H167ZM182 12V14H183V12H184V10L183 11H181ZM73 13V12H72ZM112 13V12H111ZM120 13H124V12H120ZM154 13V12H153ZM186 13H188V12H186ZM119 14V13H118ZM149 14V13H148ZM156 14H158V13H156ZM155 14V16H157ZM162 14H164V13H162ZM182 14H181V17H182ZM71 15V14H70ZM73 15V14H72ZM146 15H147V12H146ZM159 15V14H158ZM166 15V14H165ZM180 15V14H179ZM186 15V14H185ZM184 15V16H185ZM114 16V15H113ZM147 16H149V15H147ZM146 16V17H147ZM162 16V15H161ZM188 15H186V17H187ZM75 17V16H74ZM153 17H154V15H153ZM178 17V16H177ZM191 17V16H190ZM149 18V17H148ZM155 18H157V17H155ZM155 18H153V19H155ZM189 18V17H188ZM159 19V18H158ZM158 19H157V21H158ZM162 19V18H161ZM189 20V19H188ZM191 20V19H190ZM76 21L78 22V23H76ZM156 21V22H157ZM193 21V20H192ZM238 22H242V23H238ZM152 23V22H151ZM154 23V22H153ZM185 24V23H184ZM189 24H190V22H189ZM195 24V23H194ZM61 25V24H60ZM160 25H163V24H160ZM165 25V24H164ZM186 26H187V24H185ZM196 25H198L197 23H196ZM67 26V25H66ZM152 26V25H151ZM200 27H202L201 25H199ZM198 26V27H199ZM59 27V26H58ZM62 27V26H61ZM153 27V26H152ZM165 27H166V25H165ZM165 27H164V29H165ZM196 28H197V26H195ZM195 27H193V26H191V28H195ZM50 28V29H49ZM68 28H67V30H68ZM62 29V28H61ZM147 29V28H146ZM202 29H203V27H202ZM55 30V29H54ZM66 30V31H67ZM150 30H151V27H150ZM160 30V29H159ZM167 30V29H166ZM168 30H170V28H168ZM192 30V29H191ZM196 30V29H195ZM197 30H199V31H197V32H199L200 33V29L198 28ZM51 31V30H50ZM147 31V30H146ZM194 31V30H193ZM239 31H241L240 32V34H236V32L237 33H239ZM243 31H245V34H246V32H251V31H253V34L252 35H245L244 34V32ZM55 32V31H54ZM152 32V31H151ZM151 32L149 31V33L151 34ZM159 32V31H158ZM174 32V31H173ZM177 32V31H176ZM182 32V31H181ZM47 34H45V35H49L48 34V32H46ZM80 33H82L81 35H80ZM175 33V32H174ZM180 33V32H179ZM185 33H187V32H185ZM52 34H53V36H55V34L52 32ZM155 34V33H154ZM183 34V33H182ZM251 34V33H250ZM151 35H153V34H151ZM180 35V34H179ZM179 35H173L175 38H173V39H175V41L176 40H178V37H180ZM185 36H186V34H184ZM188 35V34H187ZM190 35H191V33H190ZM188 36V37H191V36ZM206 35V36H205ZM211 35H209V36H211ZM32 36V37H31ZM75 36V37H76ZM127 36V35H126ZM183 36V35H182ZM213 36V35H212ZM39 37V36H38ZM41 37H43V36H41ZM51 37H52V35H51ZM50 37V38H51ZM67 37L65 36V38L67 39ZM71 37V36H70ZM74 37V36H73ZM133 38L131 35L128 37V39L129 38ZM184 37V36H183ZM54 38V37H53ZM55 38H56V36H55ZM64 38V37H63ZM69 38V37H68ZM150 38V37H149ZM153 38H155V37H153ZM152 38V39H153ZM170 38H172V37H170ZM203 38V37H202ZM201 38V39H202ZM45 39V38H44ZM52 39V38H51ZM56 39H58V38H56ZM60 39V38H59ZM65 39V41H67ZM75 39H77V38H75ZM127 39V41H130V39L128 40ZM173 39H171V40H173ZM185 39V38H184ZM186 39H188V38H186ZM185 39V40H186ZM61 40V39H60ZM69 40H70V38H69ZM78 40H77V42H78ZM169 40V39H168ZM181 40V39H180ZM179 40V41H180ZM184 40V41H185ZM195 40L196 39H194L193 41L195 42ZM44 40H43V38H42V42H43ZM64 41V42H65ZM75 41V40H74ZM84 41V40H83ZM183 41V40H182ZM61 43H63V44H65L64 42H62V41H60ZM69 42V41H68ZM70 42H71V40H70ZM70 42H69V44H70ZM72 42H73V40H72ZM80 42V41H79ZM82 42V41H81ZM133 42V41H132ZM166 42V41H165ZM171 42H173V41H171ZM186 42V41H185ZM196 42H197V40H196ZM199 42V43H200ZM55 43V44H56ZM60 43V44H61ZM76 43V42H75ZM170 43V42H169ZM180 42H176V43H174V44H172V45H169L168 44V47L166 46V45H163V47L165 46L166 48H163V49H166V54H168L169 56H172L173 58H175L176 57V60H174V62H172L171 63V61H170V63L172 64V65H174L173 66V68H175V67H179L180 68V64H181V60L180 59H178V58H180V57H182V55H181V53L184 51V47H183V45L185 44H183V43H181V44H183V45H181V44H179ZM190 43H191V41H190ZM198 43V42H197ZM198 43V44H199ZM54 44V45H55ZM62 44V45H63ZM189 44V43H188ZM188 44H185L187 47H188ZM192 44V43H191ZM57 45V44H56ZM59 45V44H58ZM57 45V46H58ZM72 45V44H71ZM197 44H195V46H196ZM60 46V45H59ZM137 46V45H136ZM185 46V47H186ZM192 46L194 47V43L192 44ZM198 46V45H197ZM50 47H48V48H50ZM137 47H139V46H137ZM157 47V46H156ZM155 47V48H156ZM187 47L185 48V49H187ZM190 47H191V45H190ZM192 47V48H193ZM77 48V47H76ZM81 48V47H80ZM197 49H198V47H196ZM53 49H54V47H53ZM56 49H59V48H56ZM84 49V48H83ZM146 49H147V51H148V47L147 48H145V51H146ZM49 50V49H48ZM51 50V49H50ZM78 50V49H77ZM143 50H144V48H143ZM151 50V49H150ZM162 50V49H161ZM187 50H189V49H187ZM186 50V51H187ZM52 52H53V50H51ZM60 51H62V50H60ZM60 51H58V52H60ZM85 51V50H84ZM154 51V50H153ZM194 51H195V48H194ZM20 52V51H19ZM24 52V51H23ZM24 52V53H25ZM68 52H69V50H68ZM72 52V51H71ZM70 52V53H71ZM83 52V51H82ZM162 52V51H161ZM160 52V53H161ZM189 52V51H188ZM191 52V51H190ZM27 53V52H26ZM55 53H57L56 52V50H55V52H54V56H55ZM73 53V52H72ZM78 53H80L79 51H78ZM129 54H131L130 52H128ZM137 53H139V52H137ZM148 53H149V51H148ZM159 53V54H160ZM192 53H193V49H192ZM242 53V54H241ZM263 53V52H262ZM46 54V53H45ZM49 54H51L50 52H49ZM58 54V53H57ZM75 54H76V52H75ZM74 54V55H75ZM82 54V53H81ZM80 54V55H81ZM83 54L85 55V52H83ZM134 54V53H133ZM133 54H131V55H133ZM141 54V53H140ZM142 54H143V51H142ZM141 54V55H142ZM145 54H146V52H145ZM145 54H144V57H146L145 56ZM150 55H151V53H149ZM159 54H153V55H159ZM179 54L181 55V56H179ZM186 54H187V52H186ZM188 54H190V53H188ZM195 53H193V56H195L194 55ZM24 55V54H23ZM53 55V54H52ZM74 55H72L73 57H74ZM77 55V54H76ZM130 55V56H131ZM147 55V54H146ZM150 55H148V57L150 56ZM183 55H185V51H184V53H183ZM18 56H20V55H18ZM53 56V57H54ZM137 56L139 57V54H137ZM143 56V55H142ZM141 56V57H142ZM161 56V55H160ZM163 56V55H162ZM187 56V55H186ZM260 56V55H259ZM263 54H262V58H263ZM21 57V56H20ZM46 57H47V55H46ZM83 57V56H82ZM81 57V58H82ZM138 57L135 59L136 61H134L133 62V64L134 63H136L137 62V64L139 63V62H141L142 60H138ZM152 57V59H153V56H151ZM168 57V56H167ZM167 57H166V59H167ZM188 57V56H187ZM186 57V58H187ZM48 58V57H47ZM81 58L79 59V57H77L76 58V60H79L78 62L80 63L81 62V64H82V61H81ZM84 58V57H83ZM131 58V57H130ZM147 58V57H146ZM150 58V57H149ZM159 58H164V60H166L165 59V56L164 57H159ZM183 58V57H182ZM186 58L185 59H183L184 61L186 60ZM258 58H260V57H258ZM257 58V59H258ZM74 59H75V57H74ZM151 59V58H150ZM151 59V60H152ZM156 59H158V56H157V58ZM156 59H155V61H156ZM189 59V58H188ZM257 59H256V61H257ZM128 60H130V59H128ZM134 60V57L132 56V60L131 61H133ZM146 60V59H145ZM144 60V61H145ZM154 60V59H153ZM152 60V61H153ZM160 60H162V59H160ZM159 60V61H160ZM168 60V59H167ZM166 60V61H167ZM75 60H73L72 62L73 63H75L74 62ZM139 61V62H138ZM143 61V62H144ZM152 61H149V62H152ZM183 61V62H184ZM197 61H198V59H197ZM248 61H247V63H248ZM263 61H264V59H263ZM107 62V61H106ZM164 62V61H163ZM169 62V61H168ZM250 62V61H249ZM78 63V64H79ZM84 63V62H83ZM105 63V62H104ZM111 63V62H110ZM110 63H105V66H103V67H105V69H104V71L103 72H101V74H98L97 75V77H96V79H94L95 80V82H92V86H94L95 84L97 85V83L98 84H100L101 82H102V84H103V82L104 83H108L109 84V82H110V84H111V81L115 78V73H116V70H111L110 69ZM131 62H129V64H130ZM147 63V62H146ZM155 63H157V62H155ZM247 63L245 64V63H243L244 65L243 66H246L247 65ZM253 63V62H252ZM76 65H77V63H75ZM114 64V63H113ZM113 64L111 65V66H113ZM132 64V63H131ZM130 64V65H131ZM133 64H132V66H133ZM152 64H154V62L152 63ZM161 64H162V61H161ZM164 64V63H163ZM169 64V63H168ZM170 64V65H171ZM255 64V63H254ZM257 64H260L259 62L257 63ZM73 66H74V64H72ZM90 66H91V64H89ZM122 65V64H121ZM147 65H148V63H147ZM156 65V64H155ZM158 65V64H157ZM166 65V64H165ZM170 65H167V67H169L170 68ZM250 65L252 66V64L250 63ZM249 65V66H250ZM81 66V65H80ZM80 66H78L79 67V69H82V68H80ZM83 66V65H82ZM87 67V68H89V70H90V68H92V67ZM182 66V65H181ZM212 66V68H210ZM251 66H250V69H252L251 68ZM103 67H102V70H103ZM118 67H119V65H118ZM158 67V66H157ZM160 67V66H159ZM166 67V68H167ZM188 67V66H187ZM213 67L215 68L214 70H213ZM258 67H260V69L258 68ZM84 68V67H83ZM93 68H97V67H93ZM99 68V67H98ZM132 68V67H131ZM150 68H151V66H150ZM154 68H156V67H154ZM176 68V69H177ZM184 68V67H183ZM196 68V69H195ZM242 68V67H241ZM256 68H258L259 69V72H258V74L256 73V75H255V73L253 74V73H251V72H253V71H251V72H247L248 73V75H246V74H244V72H243V74L244 75H241V74H239V73H237V74H235L236 76L237 75H240V76H244V80L245 81H248V80H251V81H253V83H254V85L250 88V86H249V88H250V92L248 93L247 91H246V94H251L254 98H255V96L257 95L256 93L258 92H260L259 90H261L260 88H259V84L260 83H262V84H264V64L261 62V65L259 66H255V69ZM76 69V71L78 70V68L76 67L75 68ZM124 69H126V67H125V64H124V66L122 67H119V69H117V70H123L124 71ZM128 69V68H127ZM126 69V70H127ZM168 69V68H167ZM181 69H182V67H181ZM233 69V68H232ZM237 69H238V67H237ZM236 69V70H237ZM239 69H240V67H239ZM245 69H247V68H245ZM249 69V68H248ZM247 69V70H248ZM254 69V68H253ZM83 71H84V69H82ZM149 70V69H148ZM156 70V69H155ZM155 70H153L152 69V71H154L155 72ZM173 70V69H172ZM175 70V69H174ZM183 70V69H182ZM233 70H235V69H233ZM246 70V71H247ZM12 71H14L13 73H12ZM25 71V70H24ZM24 71H22L23 73H24ZM81 71V70H80ZM83 71H81V72H83ZM94 70H92V75H95L97 72H100V71H95V72H93ZM161 71H162V69H161ZM166 71V70H165ZM176 71V70H175ZM174 71V72H175ZM178 72H180L179 70H177ZM184 71V70H183ZM188 71V70H187ZM198 71V72H199ZM256 71V70H255ZM258 71V70H257ZM256 71V72H257ZM78 72V71H77ZM86 72V71H85ZM122 72V71H121ZM150 74L149 75H146V72H145V74H143L142 72H136L135 71V69L133 70V71H128L127 70V72L125 71V73L123 72V75L125 74V76H124V78H122L121 76V78L120 79H122V82H120V80H118V78H117V80L115 79L114 80V82H112L113 84H115L116 85V91H115V93H113L114 95H110V96H108V95H106V94H108V93H110V92H105L106 94H104L103 93V95H105V96H101L100 97V95H98V97H95L96 99L97 98H99V102H100V104H103L102 106L104 107H106V105L109 107V105L108 104H110V106L112 105V103H116V101L119 103L118 105H120V107H118L119 108V110L117 109V110H115V112H117L118 111V114L117 115H115V116H110V118H111V120L112 121H110L111 123H119V124H117L118 126H117V129H120L121 128V130L120 131H122L121 132V134H120V137H123L125 140H130V142H129V146L133 149V148H135L136 147V149H137V147H140V146H142L143 145V143H144V145L143 146H145V147H147V148H150V147H153L154 149L156 148V150H157V148L158 149H160V151L159 152H162L163 153V155H170V157H172L171 159H173L174 161L177 159H179V160H181V161H186V164H187V160H188V162H189V160L190 159H193L194 160V163H192V162H190V163H192L191 165L192 166H189V163H188V166L187 165H185V163H184V165L183 164H181L180 166L178 165V167H176V169H172V171H175V172H177V174L179 175V177H180V179H183V180H186V179H192V180H190V181H192L193 182V180L194 181H198V182H201V183H203V185H205L206 184V186L208 185V186H210V188H211V190L213 191V192H215V193H218L217 195L215 194V197L216 196H218L219 195V192L222 194L223 192H225V193H223V194H226V193H228L227 195H225V196H227L228 197V199L230 198H232V201H234L235 202V205H236V207H238L239 208V210H238V208H237V210H235V211H237L236 213H238V212H242V214H243V210H245L246 208H248L249 206H251L250 204V202H249V195H248V197H247V194H245L246 195V197L247 198H245V197H243V195H242V193H243V191H242V193H241V191L240 190H237V189H235L236 188V186L237 187H239L240 185H244L243 187H240V189L241 188H243V189H245V190H247L248 188H244L245 187V184H246V186H248L247 184L249 183H246V179L245 178H249V175H248V177H246V174L248 173H246V171H245V173H244V175L243 174H241V175H243V177L241 178V177H239L240 175H238L239 174V170H241V172L243 171V169H237L239 172L237 173V177L236 176H234V175H231V177H230V175H228V176H225L226 174V172L225 173H223V171H220L219 169L221 168V167H219V165L218 164H216L215 166H217V167H215L214 166V168H213V166H211L210 168H212V169H207V168H205V166H208L209 167V164H208V162H209V160L206 158V156L204 157V156H202V153L201 152H204L203 151V147H202V145L204 144V145H206V147H211V144L213 145V140L212 141H210L211 139H210V136L209 135H212V134H210L209 132H212V131H208V130H205V131H208V132H206V133H208V136H206L207 134H205V136L206 137H204L203 138V140L200 142H197V140H195V138L194 137H192V135L194 136L196 133H195V131H198V130H191L192 131V135H190L188 138L186 137L185 138V140H183V141H181V139L180 138H178V139H180V141L181 142H178V141H176V137H175V135H176V133H177V131L181 128V127H179V129L178 130H176L175 128H177L178 126H175V127H173L172 125H175V124H171V123H169L168 121H167V117L169 116L170 117V115L172 116V118L177 114L178 115V113L180 114H182V116L184 117V118H188L187 120L188 121H190L189 119H190V117H189V113H191L192 111L189 109L188 111H191V112H187L186 111V108L184 109L183 108V110L181 109V108H179L178 109V107L177 108H174V109H176L177 111H170L169 109H167V107H166V103H164V102H161V101H158L159 99H161V98H159V99H157V100H154L153 98V96L152 95H160L161 96V92H162V90H163V88L162 89H160L159 87H162L163 85V83H165V82H162V84H160V82H159V80L161 79H164V77H165V75L164 74H162V75H160L159 73H153V72H151V71H148ZM159 72V71H158ZM178 72H177V74H178ZM204 72H205V74H204ZM235 72H238V71H235ZM75 73V72H74ZM78 73H80V72H78ZM77 73V74H78ZM88 73V72H87ZM90 73V74H91ZM93 73H95V74H93ZM119 73V72H118ZM201 73V72H200ZM230 73V72H229ZM234 73V72H233ZM241 73V72H240ZM249 73H251V74H249ZM77 74H76V76H77ZM120 74V73H119ZM167 74V73H166ZM175 74V73H174ZM173 74V75H174ZM183 74V73H182ZM181 74V75H182ZM194 74H196V73H194ZM222 74V73H221ZM232 74V73H231ZM253 74V75H252ZM70 75H72V73L70 74ZM81 75V74H80ZM122 75V76H123ZM230 75V74H229ZM232 75H234V74H232ZM234 75V76H235ZM14 76V75H13ZM84 75H82V77H83ZM117 77H118V75H116ZM175 76V75H174ZM174 76H172L171 78H173ZM178 76V75H177ZM183 76H185V77H183ZM183 76H180V77H183V79H185L186 81H188V79L186 78V76L187 75H183ZM193 76V75H192ZM192 76H190V77H192ZM218 76H221V75H216V77H218ZM239 76V77H240ZM70 77V76H69ZM71 77H73V76H71ZM93 77V76H92ZM176 77V76H175ZM175 77H174V79H175ZM180 77H176V78H180ZM188 77V76H187ZM189 77V79L191 80V78ZM13 78V77H12ZM27 78V77H26ZM74 78V77H73ZM81 78V77H80ZM91 78V77H90ZM89 78V79H90ZM167 78V77H166ZM220 78V77H219ZM219 78H218V80H219ZM241 78V77H240ZM239 78V79H240ZM75 79H79V77L78 78H75ZM82 79V78H81ZM81 79H80V81H81ZM85 79H87V78H85ZM88 79V80H89ZM124 79V80H123ZM173 79V80H174ZM182 79V78H181ZM182 79V80H183ZM193 79V78H192ZM204 79H208V80H205L204 81ZM223 79H226V78H223ZM229 79V78H228ZM229 79V80H230ZM26 80V79H25ZM165 80H168V78L167 79H165ZM165 80H163V81H165ZM176 80V79H175ZM174 80V81H175ZM179 80V79H178ZM194 80V79H193ZM211 80V79H210ZM215 80V79H214ZM234 80H235V77H234ZM236 80H237V78H236ZM235 80V81H236ZM242 80V79H241ZM240 80V81H241ZM0 81V82H1ZM6 81V80H5ZM26 81H28V80H26ZM79 81V82H80ZM90 81V80H89ZM170 81V80H169ZM174 81L173 82H171L170 81V83H171V85H173V83H174ZM180 82H181V80H179ZM178 81V82H179ZM217 81V80H216ZM220 81H222V80H220ZM219 81V82H220ZM74 82H75V80H74ZM84 82V81H83ZM82 82V83H83ZM158 82H159V84L160 85H162V86H160L159 84H158ZM168 82V81H167ZM177 82V81H176ZM179 82V83H180ZM184 82V81H183ZM188 82H192V84H193V81L191 80V81H188ZM194 82H196V81H194ZM202 82H200V83H202ZM211 82V81H210ZM236 82H238V84H239V81L237 80ZM242 82H244V81H242ZM250 82V81H249ZM76 83V82H75ZM90 83H91V81H90ZM185 83V82H184ZM184 83H183V85H184ZM217 83V82H216ZM245 83V82H244ZM244 83H242V84H244ZM252 83V84H253ZM256 83V84H255ZM80 84V83H79ZM109 84V85H110ZM113 84H111V85H113ZM159 85V87H158V85ZM168 84H169V82H168ZM178 84V83H177ZM189 84V83H188ZM187 84V85H188ZM191 84V85H192ZM214 84H215V81H214ZM218 84V83H217ZM247 85H249L248 83H246ZM22 85H23V83H22ZM104 85V84H103ZM110 85V86H111ZM115 85H113V86H115ZM156 85H157V89H160L161 91H160V93L158 92V93H156L157 91L154 89L155 87H156ZM164 85H167V83L166 84H164ZM171 85H169V87L171 86ZM183 85H181V86H183ZM187 85H185V86H187ZM202 85V84H201ZM223 85H225V83L223 84ZM241 84H239V86H240ZM24 86H26V85H24ZM76 86V85H75ZM78 86V85H77ZM99 85H97V87H98ZM104 86H106V84L104 85ZM104 86H101L100 85V87H104ZM198 86H200V85H198ZM44 87V86H43ZM95 87V86H94ZM108 87V86H107ZM165 87V86H164ZM168 87V86H167ZM179 86H177L175 83H174V85H173V87L171 86V91H175L176 92V95H177V92L179 91V90H174L175 88H178ZM243 87V86H242ZM262 87H264V86H262ZM23 88H26V87H23ZM46 88V87H45ZM92 88V87H91ZM90 88V89H91ZM111 88V87H110ZM114 88V87H113ZM166 88V87H165ZM164 88V89H165ZM179 88H181V87H179ZM183 88V87H182ZM181 88V89H182ZM219 90H218V89ZM234 88H233V90H234ZM244 88H246L245 90H247L248 88L247 87H245L244 86ZM3 89V88H2ZM1 89V90H2ZM19 89V88H18ZM109 89V88H108ZM108 89H106V91L108 90ZM236 89V88H235ZM239 89L240 88H238V91H236V92H238L239 93ZM259 89V90H258ZM25 90V89H24ZM24 90H22V91H24ZM72 90V89H71ZM70 90V92H72ZM92 90V89H91ZM97 90V89H96ZM98 90H99V88H98ZM101 90H102V88H101ZM101 90H99V93H102L101 92ZM104 90H105V88H104ZM104 90H103V92H104ZM233 90H231V91H233ZM237 90V89H236ZM241 90V89H240ZM242 90H243V88H242ZM17 91V90H16ZM19 91H21L20 89L18 90V92ZM43 91V90H42ZM48 90H46V92H47ZM93 91V90H92ZM108 91H112L113 92V90H108ZM165 93H167V91L166 90H163ZM182 90H180L179 92H178V95H179V93L181 92ZM45 92V91H44ZM45 92V93H46ZM90 92V91H89ZM184 92V91H183ZM235 92V93H236ZM45 93H43V94H45ZM67 93V92H66ZM93 93V92H92ZM98 92L96 91V93L95 94H97ZM164 93V94H165ZM173 93V92H172ZM213 93V92H212ZM224 93H225V95H224ZM228 93V92H227ZM3 94V93H2ZM42 94V95H43ZM47 94V93H46ZM61 95H62V93H60ZM68 94V93H67ZM71 94V93H70ZM83 95H84V93H82ZM81 94V95H82ZM94 94V93H93ZM190 94V93H189ZM197 95H198V93H196ZM229 94V93H228ZM256 94V95H255ZM41 95V94H40ZM39 95V96H40ZM81 96V97H85V95L84 96ZM89 95V94H88ZM88 95H87V97H88ZM170 95V94H169ZM172 95V94H171ZM175 95V94H174ZM193 95H194V93H193ZM197 95H196V97H197ZM211 95V94H210ZM209 95V96H210ZM213 95V94H212ZM212 95H211V97H212ZM230 95V94H229ZM259 95V94H258ZM46 97H47V95H45ZM51 96V95H50ZM59 96V95H58ZM65 96V95H64ZM64 96H63V98L62 99H64L65 100V98H64ZM159 96V97H160ZM167 95L165 94V97H166ZM190 96V95H189ZM192 96V95H191ZM205 97H206V95H204ZM207 96H208V94H207ZM230 96H232V95H230ZM262 96L264 97V93L262 92L261 93V95L260 96H256V99H254L253 97H252V99H254L253 101L252 100H250L252 103H250V105H248L247 106V111H250L251 113H253L255 110H256V112H257V110L259 111L261 108H264L263 106H264V101L261 99L262 98ZM44 98V99H47V98ZM53 97V96H52ZM69 97V96H68ZM153 97V98H152ZM162 97V96H161ZM163 97H164V95H163ZM164 97V98H165ZM174 97V96H173ZM172 97V98H173ZM195 97V96H194ZM213 97V98H214ZM224 97V98H225ZM229 97V96H228ZM227 97V98H228ZM236 97V96H235ZM234 97V98H235ZM246 97H248V95L246 96ZM250 97V96H249ZM258 97V98H257ZM40 98V97H39ZM39 98H38V100H39ZM90 98H93L94 99V97L92 96V97H88L87 98V100H88V102L89 101H91V103H92V100H90ZM136 98H139V102H137L136 101ZM158 98V97H157ZM170 98V97H169ZM199 98V97H198ZM212 98V99H213ZM49 99V98H48ZM53 99H55V98H53ZM58 99V98H57ZM61 99V98H60ZM59 99V100H60ZM61 99V100H62ZM148 99V100H147ZM167 99H168V96H167ZM167 99H164L165 100V102H166V100ZM207 99H209V98H207ZM211 99V100H212ZM237 99V98H236ZM43 100V99H42ZM42 100H39V102H41ZM56 100V99H55ZM59 100H58V103H59ZM87 100H85V98H84V102L85 101H87ZM145 100H147V101H145ZM197 100V99H196ZM205 100V99H204ZM203 100V98H202V101H203V103H202V105L204 104V102H206V101H208V100H206V101H204ZM214 100V99H213ZM214 100V101H215ZM225 100V99H224ZM233 100H235V99H233ZM233 100L232 99H228V101H229V103L232 101L233 102ZM247 100V99H246ZM48 101H50V100H48ZM48 101H46V102H48ZM79 100H77V101H75L76 103L78 102ZM83 101V100H82ZM94 101V100H93ZM95 101H97V100H95ZM145 101V102H144ZM168 101V100H167ZM200 101V100H199ZM213 101V102H214ZM220 101V100H219ZM221 101H222V99H221ZM248 101V100H247ZM246 101V102H247ZM249 101V102H250ZM44 102V101H43ZM51 102H53L52 101V99H51ZM81 102V101H80ZM80 102H79V104H80ZM83 102V103H84ZM209 103H210V101H208ZM207 102V103H208ZM217 102H218V100H217ZM223 102V101H222ZM225 102H226V100H225ZM245 102V103H246ZM87 103V102H86ZM96 103V104H95ZM93 102V104H95L94 106L95 107H97V106H99V104H98V101L97 102ZM145 103V104H144ZM181 103V102H180ZM198 103V102H197ZM200 103V102H199ZM198 103V104H199ZM206 103V104H207ZM211 103H212V101H211ZM43 104V103H42ZM45 104V103H44ZM47 104V103H46ZM52 104V103H51ZM54 104V103H53ZM62 104V103H61ZM78 103H77V105H79ZM82 104V103H81ZM88 104V103H87ZM86 104V105H87ZM147 104V105H146ZM197 104V105H198ZM221 104V103H220ZM223 104V103H222ZM225 104V103H224ZM223 104V105H224ZM232 104V103H231ZM230 104V105H231ZM56 105H58V104H56ZM76 105V104H75ZM75 105H72L73 107H75ZM83 105V104H82ZM85 105V104H84ZM89 105V107H90V104H88ZM97 105V106H96ZM114 105H116V107H117V104H114ZM144 105H146L147 107H144ZM201 105V104H200ZM202 105L200 106V107H202ZM215 105H219V104H217V103H214V105L212 106L211 104L209 105V106H212L211 108H213ZM227 105V104H226ZM233 105V104H232ZM232 105H231V107L229 106L228 108H232ZM45 106V105H44ZM48 106H49V102H48ZM53 106V105H52ZM92 106V105H91ZM93 106V107H94ZM113 106V105H112ZM112 106L110 107L111 109H113L112 108ZM183 106V105H182ZM181 106V107H182ZM204 106H206L205 104H204ZM220 107L222 106V105H219ZM234 106V105H233ZM51 107V106H50ZM80 107H82V106H80ZM85 107V106H84ZM89 107H88V110H89ZM93 107H91V108H93ZM101 107V106H100ZM104 107V108H105ZM107 107V108H108ZM115 107V106H114ZM170 107V106H169ZM168 107V108H169ZM179 107H180V104H179ZM184 107H186L185 105H184ZM188 107V106H187ZM195 107V106H194ZM226 107V106H225ZM52 108H54V107H52ZM52 108H50L51 109V111L53 110L54 111V109H52ZM83 108V107H82ZM81 108V109H82ZM102 108V107H101ZM101 108L97 111V112H95L96 114H97V116H99V115H104L105 113V111L103 110H101ZM192 108V107H191ZM208 108V107H207ZM228 108H226V110L229 112V110L230 109H228ZM76 109V108H75ZM78 110H79V108H77ZM93 109H95L94 111H96V108H93ZM109 109V108H108ZM108 109H106V110H108ZM194 109V108H193ZM192 109V110H193ZM206 109V108H205ZM215 109V108H214ZM222 109V108H221ZM2 110V109H1ZM73 110H74V108H73ZM77 110V111H78ZM110 110V109H109ZM3 111V110H2ZM75 111V110H74ZM90 111V110H89ZM93 111V112H94ZM166 111H168V113L166 112ZM206 111V110H205ZM223 111V110H222ZM260 111H262V110H260ZM72 113H73V111H71ZM109 112V111H108ZM107 112V113H108ZM112 112V111H111ZM113 112H114V110H113ZM112 112V113H113ZM114 112V113H115ZM186 112H187V114L188 115H186ZM263 112V111H262ZM51 113V112H50ZM55 113V112H54ZM54 113H52V114H54ZM89 113V112H88ZM223 113L226 115V114H228L225 110L223 111ZM94 114V113H93ZM111 114V113H110ZM109 114V115H110ZM168 114V115H167ZM192 114V113H191ZM200 114V113H199ZM202 114H204V113H202ZM221 114V113H220ZM223 114V115H224ZM51 115V114H50ZM106 115V114H105ZM108 115V114H107ZM106 115V116H107ZM112 115H114V114H112ZM223 115H221V117L223 116ZM49 116V115H48ZM94 116V115H93ZM179 116V115H178ZM181 115L178 117V120L180 119V117H182ZM198 116V115H197ZM196 116V117H197ZM217 116V115H216ZM215 116V117H216ZM219 116V115H218ZM227 116V115H226ZM228 116H230V115H228ZM95 117V116H94ZM105 117V116H104ZM104 117H102V118H104ZM176 117V116H175ZM182 117V118H183ZM195 116H193V118H194ZM220 117V116H219ZM220 117V118H221ZM52 119H53V117H51ZM93 118V117H92ZM98 119L100 118V116L99 117H97ZM172 118L170 119V121L172 120ZM177 118V117H176ZM203 118V117H202ZM209 118V117H208ZM219 118V119H220ZM230 118V117H229ZM52 119H50V120H52ZM95 119H96V117H95ZM105 119V118H104ZM199 119H201V118H199ZM198 119V120H199ZM210 119V118H209ZM212 119V118H211ZM219 119H212L211 121H208V122H210L209 123V126L211 125V127L213 128V129H216V128H214V127H218L219 125L221 126V124H220V120ZM222 119L225 121V119L222 117ZM231 119H233V118H231ZM50 120L47 122V125L45 124V127H43V124L45 123V121L43 120V124H42V127H41V124H40V126H39V128H36L37 130H36V132L38 131V136H35V141L33 140V142H34V144L33 143H29V144H32L30 147H27V148H25V151L23 150V152H21V151H19V152H13L14 154H13V157H12V155H11V157H12V159H10V156H9V153H11V152H7L8 154H5V157H4V162H7V163H10V164H12V163H15L16 165H17V167H18V164L20 163V165L22 164V162H25V164H26V161H28V159H27V156H26V161L24 160L25 158V153L27 152L29 155L31 154V156L33 155V157H39V160L40 161H43L42 159H48V160H50V162L51 161H54V162H56L57 160H55V158H56V155L58 154L59 155V153H60V151L58 152V148H59V144L56 146V149L57 150H55V151H57V152H54V149H53V151H51V150H49V148H48V150L49 151H51L52 153L54 152L55 154H50L44 147H46L47 145H45V143L46 142H50V141H48L49 139H51V145H52V141L54 142V143H60V140H62V139H66V137H64V136H66V133H67V135L68 136H71L72 135V137H73V133L74 134H77V132L78 131H80L78 128V131L75 133V131L76 130H74V129H76V128H74L73 127V120H71L72 122H69V123H72L71 125H69V124H67V122H66V125L63 127V130L61 129V128H59L58 129V127H54L55 129H51L53 126H51L50 124ZM101 120H103V119H101ZM109 117L107 118V122H109ZM193 120V122H192V124L194 123V121L195 120H197V119H192ZM191 120V121H192ZM195 121V123L197 122V124L200 122L201 123V121ZM228 120V119H227ZM1 121H3V120H1ZM1 121H0V124H1ZM17 121V120H16ZM53 121V120H52ZM92 121H94L93 119H92ZM98 121V120H97ZM125 122V123H120V122ZM172 121H174V119L172 120ZM171 121V122H172ZM180 121H182V119L180 120ZM180 121H179V124H180ZM229 121H230V119H229ZM232 121V120H231ZM231 121H230V123H231ZM234 121V120H233ZM12 122V121H11ZM95 122V121H94ZM93 122V123H94ZM100 122V121H99ZM102 122V121H101ZM106 122V121H105ZM109 122V124H111ZM174 122H176V125H177V120L176 121H174ZM185 121H183V122H181V124L182 123H184ZM221 122H223L222 120H221ZM228 122V121H227ZM3 123V122H2ZM13 123V122H12ZM20 123H22V122H19V123H17V124H19V126H22ZM42 123V122H41ZM48 123H50L49 125H48ZM54 123V121L52 122V124ZM92 123V124H93ZM103 123V122H102ZM173 123V122H172ZM225 123V122H224ZM246 123V122H245ZM55 124V123H54ZM53 124V125H54ZM75 124V123H74ZM84 124V123H83ZM92 124H91V126H92ZM105 124H107V123H104V125ZM115 124H112V125H115ZM190 124H191V122H190ZM228 124V123H227ZM250 124V123H249ZM5 125V127H6V124H4ZM12 125V124H11ZM103 125V126H104ZM112 125H111V127H112ZM186 125V124H185ZM3 126V125H2ZM1 126V127H2ZM19 126H18V128H19ZM46 126H47V128H46ZM49 126V127H48ZM94 126V125H93ZM98 126H101V124L99 125L98 124ZM95 127L96 129L97 128H99V127ZM106 126V125H105ZM109 126V125H108ZM107 126V127H108ZM209 126H207V127H209ZM225 129H227L228 128V130L230 129L229 127V125H227V128L224 126V124L222 125ZM229 126V127H228ZM4 127V128H5ZM10 127V126H9ZM59 127H60V125H59ZM110 127V128H111ZM114 127H116V126H114ZM114 127H112L111 129L112 130H114V131H111V132H115V130H116V128L114 129ZM185 126H183V128H184ZM242 127H243V129H246V127H250V126H248V123L247 124H243L242 125ZM242 127H241V131L240 130H237V131H240L241 133H243L242 132ZM92 128V127H91ZM95 128L92 130V131H94L95 130ZM102 128V127H101ZM99 129V130H102L103 128H105V127H103L102 129ZM109 128V127H108ZM109 128V129H110ZM192 128V127H191ZM194 128V127H193ZM221 127H219V129H220ZM224 128H223V131H224ZM5 129H7V128H5ZM16 125H15V128H14V126H13V128L11 129L10 128V131L9 132H6L4 129V131L3 132H0V136L2 135V136H4L3 138H1V140L2 139H4V141L5 140H10L12 137H14V138H16L15 136H17V135H15V132H16ZM20 129H22L21 127H20ZM82 129V128H81ZM83 129H84V127H83ZM108 129V130H109ZM110 129V130H111ZM185 129V131L184 132H186V128H184ZM184 129H182L181 128V130H182V132L181 133H183V130ZM208 129V128H207ZM212 129V130H213ZM240 129V128H239ZM250 129V128H249ZM249 129H248V131L247 130H244V133H246V132H249ZM19 130V129H18ZM109 130V131H110ZM124 130H128V131H130V130H132L133 132L134 131H136V132H138V133H135L134 132V134H133V132L131 133H126V134H124V132H126V131H124ZM180 130V131H181ZM188 130L190 131V128L189 129H187V132H188ZM211 130V129H210ZM220 130H222V129H220ZM234 130V129H233ZM104 131V130H103ZM103 131H102V133H103ZM106 131V130H105ZM124 131V132H123ZM179 131V132H180ZM191 131H190V133H191ZM219 130H217V132H218ZM226 131V130H225ZM231 131V130H230ZM246 131V132H245ZM18 132V131H17ZM17 132H16V134H17ZM65 132V133H64ZM95 132H97V131H95ZM95 132H93V133H95ZM99 132V131H98ZM187 132H186V134H187ZM199 132V131H198ZM197 132V133H198ZM203 132H204V130H203ZM222 132V131H221ZM233 131H231V133H232ZM6 133V134H5ZM19 133V132H18ZM20 133H22L21 131H20ZM81 133V132H80ZM83 133V132H82ZM104 133H106L104 136H106V135H108L107 134V131L106 132H104ZM109 133V132H108ZM181 133H179L180 134V136H182L181 135ZM195 133V134H194ZM214 133L216 134V132H215V130H214ZM220 132H218V134H219ZM222 133H224V132H222ZM221 133V134H222ZM231 133H230V136H231ZM79 134V133H78ZM77 134V135H78ZM97 134V133H96ZM110 134V133H109ZM112 134V133H111ZM114 135H115V137H116V133H113ZM118 134H119V132H118ZM117 134V135H118ZM185 134V133H184ZM199 134V133H198ZM201 134V133H200ZM221 134H219V135H221ZM228 134V133H227ZM233 134V133H232ZM235 134V133H234ZM15 135V136H14ZM37 135V134H36ZM80 135H82V134H80ZM80 135H78V136H80ZM98 135H99V133H98ZM102 135V136H103ZM122 135V136H121ZM189 135V134H188ZM202 135V134H201ZM200 135V136H201ZM204 135V134H203ZM203 135L201 136V137H203ZM236 135H239V134H236ZM236 135H234V136H236ZM243 135V134H242ZM245 135V134H244ZM246 135H248V134H246ZM246 135H245V137H246ZM67 136V137H68ZM76 136V135H75ZM76 137V138H74V142L76 141L78 144H76L75 143V145H77V147L74 145V147H76V148H70V146L68 145V143H66V141H68L69 142V140H66L65 141V139H64V141H65V145L66 146H69L68 147V149L70 148V149H73V151L75 150L76 151V153L78 154V155H81L82 153L80 152V151H82V152H85L87 149H85V151H83L84 150V142L86 143V141H84V139L82 138L80 141H79V137ZM102 136L101 135H99L98 137H100V138H102ZM103 136V140H105V137ZM109 136H111V135H109ZM139 136H142V137H140V138H142V139H140V138H138ZM179 136V135H178ZM198 137H199V135H197ZM213 136V135H212ZM211 136V137H212ZM215 136H218L217 134L215 135ZM214 136V138H217V137H215ZM221 136H223V134L221 135ZM229 136V137H230ZM18 137V136H17ZM81 137H84L83 135L81 136ZM108 137V136H107ZM113 137V136H112ZM183 137V136H182ZM201 137L200 138H198V140H200L201 139ZM219 137V136H218ZM232 137V136H231ZM243 137V136H242ZM241 135H240V138H239V141H238V138L237 139H234L232 142H230L229 141V139H228V136H226L225 138H222V139H224L223 140V145L221 144V146H218V147H221L222 149H223V147L225 148H227V146L229 147V143L232 145H230V147H232L233 148V146L235 147L236 145H238L239 144V142H240V140H241ZM249 137V136H248ZM97 138V137H96ZM99 138V139H100ZM117 138H119V135L117 136ZM176 138V139H175ZM247 138V137H246ZM251 138V136L248 138V139H250ZM19 139V138H18ZM69 139V138H68ZM71 140H72V138H70ZM110 139V138H109ZM113 139V138H112ZM144 139L146 140V141H144ZM177 139V140H178ZM0 140V141H1ZM15 140V139H14ZM20 140V139H19ZM19 140H17V141H19ZM22 140V139H21ZM70 140V141H71ZM95 140V139H94ZM103 140H102V143H103ZM107 141H108V139H106ZM106 140H105V143L107 144L108 142H106ZM117 142H118V140L117 139H115ZM122 141H123V139H121ZM231 140V139H230ZM250 140H253V139H250ZM3 141V140H2ZM1 141V142H2ZM11 141H12V139H11ZM113 141V140H112ZM144 141V142H143ZM216 141H217V139H216ZM216 141H214V142H216ZM229 141V142H228ZM20 143H21V141H19ZM72 142V141H71ZM88 142V141H87ZM222 142V141H221ZM242 142V141H241ZM248 142V141H247ZM255 142V141H254ZM4 143V142H3ZM9 143H10V141H9ZM13 143V142H12ZM14 143H16V141L14 142ZM25 143V142H24ZM27 143V142H26ZM53 143V145H55ZM63 143V142H62ZM73 143V142H72ZM89 143V142H88ZM91 143V142H90ZM101 143V144H102ZM104 143V144H105ZM110 143V142H109ZM108 143V144H109ZM119 143H120V140H119ZM124 143H126V141L124 142ZM250 143H251V141H250ZM5 144V143H4ZM4 144H3V146H4ZM8 144V142L6 143V145ZM17 144H18V142H17ZM17 144H15V147L16 146H18ZM22 144V143H21ZM29 144H28V146H29ZM74 144V143H73ZM72 144V145H73ZM100 144V145H101ZM107 144V145H108ZM123 144V143H122ZM217 144V143H216ZM218 144H219V141H218ZM219 144V145H220ZM242 143H240V145H241ZM248 144H249V142H248ZM247 144V145H248ZM257 144V143H256ZM10 145V144H9ZM24 145V144H23ZM23 145H22V147H23ZM50 145V144H49ZM48 145V146H49ZM92 145L93 144H89L88 145V147H86V148H89V146H91L92 147ZM113 145H115V143H113ZM225 145H227V146H225ZM243 145V144H242ZM12 147H13V145H11ZM21 146V145H20ZM26 146V145H25ZM47 146V147H48ZM62 147H64L63 146V144L61 145ZM61 146H60V148H61ZM87 146V145H86ZM94 146V145H93ZM214 146H216V145H214ZM245 146V145H244ZM251 146H253V145H251ZM250 146V147H251ZM5 147H7V146H5ZM49 147H51V146H49ZM102 148H103V145L101 146ZM104 147H105V145H104ZM205 147V146H204ZM213 147V146H212ZM238 148L239 147H241V146H237ZM249 147V148H250ZM259 147H261V146H259ZM16 148H19V146L18 147H16ZM24 148H22V149H24ZM53 148H55V147H53ZM65 148V147H64ZM64 148H62V149H64ZM67 148V147H66ZM65 148V149H66ZM99 148V147H98ZM97 148V146H96V150L98 149ZM101 148V149H102ZM115 148V147H114ZM127 148V147H126ZM129 148V147H128ZM127 148V149H128ZM216 149H217V147H215ZM231 148V149H232ZM256 148V147H255ZM45 149V150H44ZM50 149H52V148H50ZM62 149H61V153H62ZM67 149V150H68ZM94 149H95V147H94ZM100 149V148H99ZM98 149V150H99ZM142 150V147L141 148H139V150ZM161 149L163 150V151H161ZM207 149V148H206ZM222 149H221V151H222ZM234 149H236L237 150V148H234ZM254 149V148H253ZM262 149V148H261ZM19 150H21L20 148H19ZM26 150H28V151H26ZM92 150H93V148H92ZM95 150V151H96ZM105 150V149H104ZM129 150L131 151V153L133 152V154L135 155V154H137V152H136V150H135V152L134 151H132L130 148H129ZM138 150V149H137ZM139 150H138V152H139ZM141 150H140V152H141ZM146 150V149H145ZM145 150H144V152L142 151L141 153H138V154H142V153H145ZM211 150V149H210ZM255 150V149H254ZM260 149H256V152H260L259 151ZM264 150V149H263ZM16 151H18V150H16ZM45 151V152H44ZM47 151V152H46ZM88 151V150H87ZM94 151V150H93ZM92 151V152H93ZM94 151V152H95ZM102 150H100V152H101ZM148 151H149V149H148ZM148 151H146V152H148ZM150 151H151V149H150ZM149 151V152H150ZM154 151V150H153ZM205 151H207V150H205ZM220 151V149H218V152ZM229 151H230V149H229ZM239 151V150H238ZM1 152V151H0ZM25 152V153H24ZM71 152V151H70ZM79 152V153H78ZM93 152V153H94ZM97 152V151H96ZM99 152V153H100ZM126 152H127V150H126ZM158 152V151H157ZM156 151H155V153H157ZM158 152V154H160ZM210 152V151H209ZM211 152H212V150H211ZM213 152H214V150H213ZM217 152V151H216ZM242 152H243V150H242ZM263 152V151H262ZM2 153H3V151H2ZM5 153V152H4ZM57 153V154H56ZM60 153V154H61ZM72 153H74V155L73 156H75L76 155V153L75 152H72ZM72 153H70V154H72ZM81 153V154H80ZM99 153H98V155H99ZM102 153H104L103 151H102ZM119 153V152H118ZM151 154L152 153H154V152H150ZM208 153V152H207ZM231 153V152H230ZM228 154V150L227 151H225L224 150V152H221L220 154H217V155H219L218 156V159H219V161L220 162H226V161H228L227 159L229 158V156L232 154ZM237 153V152H236ZM236 153L235 154H233V155H236ZM254 153V152H253ZM27 154V155H28ZM69 154V156L71 157V155ZM115 154V153H114ZM113 154V156H115V158L116 157H119L120 156V154L118 155V156H116L117 154H115L114 155ZM126 154V153H125ZM130 154V153H129ZM150 154V155H151ZM158 154L157 155H151V156H153V157H155V156H158ZM204 155H205V153H203ZM213 154V153H212ZM238 154H240V153H238ZM255 154V153H254ZM259 155L260 154V157L262 156V154L261 153H256V155ZM57 155V156H58ZM65 155H66V153H65ZM132 155V154H131ZM145 156H147V154L145 153L144 154ZM142 156L143 158L145 157V156ZM148 155H149V153H148ZM149 155V157H151ZM162 155V156H163ZM214 155H216V154H214ZM242 155V154H241ZM246 155H247V153H246ZM250 155V154H249ZM256 155H254V157L251 155L250 157L252 158H255L256 157ZM3 156H4V154H3ZM3 156L1 155V157L3 158ZM9 156V157H8ZM62 156V155H61ZM84 156H86V155H84ZM103 156V155H102ZM123 156V155H122ZM126 156H127V154H126ZM129 156V155H128ZM139 156V155H138ZM137 156V157H138ZM161 156V155H160ZM210 157L211 156V154L210 155H207V157ZM236 156H239V155H236ZM235 156V157H236ZM35 157V158H36ZM47 157V158H46ZM63 157H64V154H63ZM62 157V159L64 160V158ZM66 157H68V156H66ZM65 157V159H67L68 160V162L65 164V169L67 168H69V167H73V166H75L76 164H79L78 163V157L79 156H76V158H74V157H72L71 158V160L74 158V160H72V161H70V159H68V158H66ZM81 157H82V155H81ZM87 157V156H86ZM101 157V156H100ZM103 157H105V156H103ZM132 157V156H131ZM135 157V156H134ZM140 157H141V155L138 157L139 159H140ZM169 157V156H168ZM198 157V158H197ZM208 157V158H209ZM212 157V156H211ZM215 157H217V156H214L213 158H215ZM232 157V156H231ZM230 157V158H231ZM234 157V156H233ZM234 157V158H235ZM5 158H6V160H5ZM16 159V161H15V159ZM36 158V161L35 162H37L38 163V159ZM41 158V159H40ZM147 158H148V156H147ZM146 158V159H147ZM156 158V157H155ZM154 158V159H155ZM163 158H165V157H163ZM229 158V159H230ZM257 158H258V156H257ZM53 159V160H52ZM60 159V158H59ZM80 159V158H79ZM84 159H86V158H84ZM112 160H114V158H111ZM110 158L108 159V160H111ZM138 159V160H139ZM149 159V158H148ZM151 159H152V157H151ZM151 159L149 160V161H151ZM159 159H161L160 157L158 158V160H157V162L159 161ZM170 159V158H169ZM170 159V160H171ZM210 159V158H209ZM217 159V158H216ZM216 159H214L215 161H216ZM217 159V160H218ZM233 159V158H232ZM232 159H230L231 161H232ZM238 159H239V157H238ZM243 159V158H242ZM242 159H241V163H242ZM245 159V158H244ZM1 160V159H0ZM19 160H21L20 162H19ZM23 160V161H22ZM63 160H61L62 162H63ZM153 160V159H152ZM163 160V159H162ZM166 160H168V159H166ZM210 160H212V159H210ZM229 160V161H230ZM248 160V159H247ZM252 160H257V159H252ZM261 160H262V158H261ZM264 160V159H263ZM2 161V160H1ZM30 161V160H29ZM28 161V162H29ZM39 161V162H40ZM66 161V160H65ZM81 161V162H80ZM79 162L80 163H82L83 161L82 160H80ZM115 161H116V159H115ZM114 161V162H115ZM120 161H121V159H120ZM120 161H119V163H117V164H120ZM143 161V159L141 158V161L139 160V162H142ZM146 161V160H145ZM153 161H155V160H153ZM180 161V162H181ZM218 161V162H219ZM245 161H246V159H245ZM258 161V160H257ZM256 161V162H257ZM3 162V161H2ZM2 162H0V165H1V163ZM3 162V163H4ZM27 162V163H28ZM32 162V161H31ZM34 162V161H33ZM48 162V161H47ZM58 162V161H57ZM109 161H107V163H108ZM118 162V161H117ZM123 162V161H122ZM161 162V161H160ZM164 162V161H163ZM179 162V161H178ZM179 162V163H180ZM219 162V163H220ZM233 162V161H232ZM235 162H238L237 161V159H236V161ZM239 162H240V159H239ZM238 162V163H239ZM255 162V161H254ZM260 162V161H259ZM264 162V161H263ZM42 163V162H41ZM45 163V162H44ZM53 163V162H52ZM51 163V165H53ZM64 163V162H63ZM63 163H61L62 165H64ZM113 163V162H112ZM116 163V162H115ZM173 163V162H172ZM179 163H177V164H179ZM182 163V162H181ZM216 163V162H215ZM223 163H221V164H223ZM229 163V162H228ZM234 163V162H233ZM238 163L236 164V166L238 165ZM244 163V162H243ZM242 163V164H243ZM250 162H248V165L246 164V166H249L250 164H249ZM9 164V165H10ZM25 164H24V166H25ZM31 165V167H32V163H30ZM33 164H35V163H33ZM40 163H38V165H39ZM49 165H50V163H48ZM58 165H60L59 163H57ZM110 164V163H109ZM108 164V165H109ZM164 164V163H163ZM208 164V165H207ZM212 164H214V161H213V163ZM227 164V163H226ZM230 164V163H229ZM235 164V163H234ZM251 164L253 165V163H252V161H251ZM256 164V163H255ZM262 164V163H261ZM5 164H3V165H1V166H4ZM13 165V164H12ZM23 165V164H22ZM36 166H37V164H35ZM45 165V164H44ZM44 165H43V167H44ZM49 165H45L46 167L47 166H49ZM113 165V164H112ZM115 165V164H114ZM113 165V166H114ZM169 165H171V164H169ZM174 165V164H173ZM210 165H211V163H210ZM224 166H225V164H223ZM241 165V164H240ZM0 166V167H1ZM15 166V165H14ZM36 166H34V167H36ZM55 166H56V164H55ZM55 166H53V167H55ZM107 166V165H106ZM110 167H111V165H109ZM176 166V164L174 165V167ZM228 166H230V168L232 169V166H233V164L232 165H226L225 167H227L228 168ZM242 166V165H241ZM254 166V165H253ZM252 166V167H253ZM7 167H8V164H7ZM7 167H6V169H7ZM11 167V166H10ZM31 167H28L27 166V169H29V168H31ZM50 167H52V166H50ZM63 167V166H62ZM61 167V168H62ZM76 167V166H75ZM124 167H126V166H124ZM124 167H122V168H124ZM164 167H168V165L167 166H164ZM188 167H190V168H188ZM235 167V166H234ZM233 167V168H234ZM260 167V163L258 164V162H257V165H255L254 166V169H257L259 172H263L264 173V166H262L261 167V169L259 168ZM9 168V167H8ZM36 168H38L39 169V167H36ZM57 168V169H56ZM55 169L56 170H52L51 168H49V169H51V173H47L48 174V176L47 177H49V176H52V174H55L54 172H58L59 170V168H60V166H59V168L58 167H56ZM169 168V167H168ZM219 168V169H218ZM223 168V167H222ZM222 168H221V170H222ZM241 168V167H240ZM243 168H244V166H243ZM246 168H248L249 169V167H246ZM246 168H244V170L246 169ZM4 169V168H3ZM3 169H1L0 168V173L1 172H3V171H1V170H3ZM11 169V168H10ZM12 169H13V166H12ZM23 169H25V168H23ZM26 169V170H27ZM33 169V168H32ZM31 169V170H32ZM37 169V170H38ZM43 169V168H42ZM46 169V168H45ZM48 169V168H47ZM47 170V171H50V170ZM65 169H63V171L65 170ZM66 169V170H67ZM72 169H74V168H72ZM77 169H80V167L78 168L77 167ZM77 169H74L75 171H77ZM112 169V168H111ZM120 169V168H119ZM118 169V170H119ZM166 169V171L168 170L167 168H165ZM169 169H171V168H169ZM247 169V170H248ZM252 169V168H251ZM250 169V170H251ZM5 170V169H4ZM8 170V169H7ZM22 168H18V169H16V171H14V169H13V174H11L10 175V177L8 178V179H10V178H12L11 180H9L8 182H5V181H3L4 183H3V186L4 185H6V187H5V190L8 188V186H9V184H11V185H13L14 186V184L17 186V184L19 183H15L14 181H19V178H20V176L22 177ZM30 170V169H29ZM34 170H35V168H34ZM36 170V171H37ZM39 170H41V168L39 169ZM38 170V171H39ZM44 170V169H43ZM126 170V169H125ZM129 169H128V167H127V171H128ZM146 170V169H145ZM148 170V169H147ZM146 170V171H147ZM228 170H230V169H228ZM227 170V174H228V171ZM236 170V169H235ZM33 171V170H32ZM36 171H35V173H36ZM124 171V170H123ZM130 171V170H129ZM169 171V170H168ZM225 171H226V168H225ZM234 171V170H233ZM232 171V172H233ZM10 172V171H9ZM28 172V171H27ZM27 172L25 173V174H27ZM41 172H42V170H41ZM41 172H40V175H43V174H41ZM65 172V171H64ZM70 172V171H69ZM72 172H74V171H72ZM120 172H122L121 170H120ZM142 172V171H141ZM149 172V171H148ZM171 172V171H170ZM169 172V173H170ZM175 172H173V173H175ZM244 172V171H243ZM242 172V173H243ZM255 172V171H254ZM254 172H252V174L254 173ZM8 172H6V174H7ZM32 174H34L33 172H31ZM37 173H39V172H37ZM36 173V174H37ZM42 173H45V172H42ZM61 173H62V170H61ZM102 173V172H101ZM104 173V172H103ZM117 173V172H116ZM126 173V179H127V172H125ZM130 173V174H129ZM136 173V172H135ZM143 173H145L144 171H143ZM142 173V174H143ZM250 173V172H249ZM5 174V172H4V175H6ZM50 174V175H49ZM56 174H58V173H56ZM55 174V175H56ZM67 174V173H66ZM128 174L129 175H131V172H128ZM166 174V173H165ZM171 174V173H170ZM170 174H169V176H170ZM229 174H231V172H229ZM3 175V176H4ZM8 176H9V174H7ZM39 175V174H38ZM59 177H61L62 176V180H64L63 179V177H65V176H63V175H61L60 174V171H59ZM64 175H65V173H64ZM71 175V174H70ZM104 175V174H103ZM119 175H120V173H119ZM119 175H116V176H119ZM123 175V177H124V179L122 178H120L119 180L120 181H122V180H125V176ZM128 175V176H129ZM148 175V174H147ZM158 174H156V176H157ZM159 175H160V173H159ZM159 175H158V177H159ZM168 175V174H167ZM171 175H175V174H171ZM255 175H259V173L258 174H254V177H253V180H257V182H259V178H260V175L257 177V179H254L255 178ZM44 176V175H43ZM58 176V175H57ZM67 176H69V175H67ZM74 176V175H73ZM98 176H100V174L98 175ZM101 176H102V174H101ZM100 176V177H101ZM116 176H114V178H116ZM154 176V175H153ZM155 176V177H156ZM168 176V177H169ZM233 176V177H232ZM0 177H2V176H0ZM6 177V176H5ZM46 176H44V178H45ZM46 177V178H47ZM130 177V176H129ZM137 177V176H136ZM155 177L150 181L149 180V182L150 183H152V181H157V186H160L161 187V184H164V182L167 184V183H169V182H171L172 180L171 179H173V177H175V176H173L170 180L171 181H169V182H166L167 181V177L166 176H162L161 175V177L162 178H160V180H156L155 179ZM178 176H177V178H179ZM234 177H236V178H234ZM263 177H264V175H263ZM52 178V177H51ZM57 178V177H56ZM56 178H54V180H56ZM102 178V177H101ZM133 178V177H132ZM147 178V177H146ZM176 178V177H175ZM199 178H203V180H205V181H199V180H201V179H199ZM158 179V178H157ZM180 179H179V181H180ZM249 179H251V178H249ZM248 179V180H249ZM4 180H5V178H4ZM21 180H23V179H21ZM97 180H99V178L97 177ZM96 179H95V182L97 181ZM102 180V179H101ZM115 180V179H114ZM118 180V181H119ZM129 180V179H128ZM130 180H131V178H130ZM135 180V179H134ZM145 180V179H144ZM178 180V179H177ZM183 180H181V181H183ZM147 181V180H146ZM163 182V183H161L160 184V182ZM176 181V180H175ZM14 182V183H13ZM22 182V181H21ZM20 182V183H21ZM57 182V181H56ZM59 182H60V180H59ZM158 182H159V184L160 185H158ZM188 182V181H187ZM208 182V183H207ZM257 182H255L256 183V185H258V183ZM261 182L264 184V179H262L261 180ZM5 183H9L8 185L7 184H5ZM62 183H64V181L62 182ZM98 183V182H97ZM100 183V182H99ZM102 183V182H101ZM156 183V182H155ZM183 183H186V182H183ZM195 183V182H194ZM194 183H193V185H194ZM205 183V184H204ZM250 183H251V181H250ZM253 183V182H252ZM251 183V184H252ZM23 184V183H22ZM60 184V183H59ZM114 183H112V185H113ZM116 184V183H115ZM122 184V183H121ZM171 184H173V183H171ZM196 184V183H195ZM254 184V183H253ZM260 185H263V184H261V183H259ZM1 185V184H0ZM20 185V184H19ZM62 185V184H61ZM111 185V186H112ZM156 185V184H155ZM168 185V184H167ZM197 185L199 186V185H201V184H198L197 183ZM250 185V184H249ZM255 185V184H254ZM260 185H258L257 187L258 188H260ZM2 186V185H1ZM12 186V187H13ZM58 187H59V185H57ZM110 186V187H111ZM120 186V185H119ZM151 186V185H150ZM164 186V185H163ZM162 186V187H163ZM166 186V185H165ZM169 187H170V185H168ZM168 186L165 188V187H163V188H165V190L167 191V189H168ZM196 186V185H195ZM206 186H203V187H206ZM207 186V187H208ZM248 187H250V186H248ZM254 187V186H253ZM253 187H250L251 189L253 188ZM256 187V186H255ZM254 187V188H255ZM264 187V186H263ZM16 188H18V186L16 187ZM117 188V187H116ZM199 188H200V186H199ZM258 188H255V189H258ZM2 188L0 187V191L1 192H3V190H1ZM195 189L196 188H194V191H195ZM205 189V188H204ZM204 189H203V191H204ZM208 189V188H207ZM239 189V188H238ZM242 189V190H243ZM5 190H4V192H5ZM7 190H9V189H7ZM12 190V189H11ZM116 190V192H117V189H115ZM118 190H119V188H118ZM131 190V189H130ZM142 190V189H141ZM170 190V189H169ZM202 190V189H201ZM201 190H199V191H201ZM244 190V191H245ZM81 191V190H80ZM111 191H114V190H112L111 189ZM132 191V190H131ZM208 191V190H207ZM247 191H249V189L247 190ZM252 191H254L253 189H252ZM257 191V190H256ZM259 191H260V189L258 190V193L257 194H259ZM141 192V191H140ZM193 192V191H192ZM197 192V191H196ZM206 192V191H205ZM209 192H210V189H209ZM250 193H251V191H249ZM249 192H247V193H249ZM7 193V192H6ZM9 193V192H8ZM80 193V192H79ZM82 193V192H81ZM128 193V192H127ZM132 193H134L133 191L131 192V194ZM136 193H137V191H136ZM135 193V194H136ZM166 193V192H165ZM201 193H202V191H201ZM244 193H246V192H244ZM253 193V192H252ZM250 194V196H251V198H253L254 197V194ZM255 194H256V192H254ZM124 194V193H123ZM143 194V193H142ZM189 192H188V197H189ZM203 194V193H202ZM208 194V193H207ZM206 193H205V195H207ZM256 194V195H257ZM261 194V193H260ZM259 194V195H260ZM120 195V194H119ZM125 195V194H124ZM130 195V194H129ZM138 195L140 196L141 195V193H138ZM138 195H131V197L134 199L133 201H131V202H136L138 199H140V198H138L137 199V197H138ZM197 195H199L198 193H197ZM210 195H211V192H210ZM252 195H253V197H252ZM121 196V195H120ZM183 196V195H182ZM187 196V195H186ZM191 196H193V194L191 195ZM194 196H196V195H194ZM194 196L193 197H189V199L190 198H194ZM203 196V195H202ZM208 196V195H207ZM212 196H214L213 195V193H212ZM220 196H222V195H220ZM125 197V196H124ZM127 197H128V195H127ZM187 197V198H188ZM196 197H200V196H196ZM195 197V198H196ZM260 197V196H259ZM119 198V197H118ZM117 198V199H118ZM135 198L137 199V200H135ZM182 198V197H181ZM184 198H185V195H184ZM187 198H185L186 200H187ZM201 198V197H200ZM203 198H205V196L203 197ZM207 198V197H206ZM208 198H210V197H208ZM219 198V197H218ZM221 198L222 197H220V200H221ZM224 198V197H223ZM226 198V197H225ZM254 198H257L258 199V197L256 196V197H254ZM122 199V198H121ZM131 199V198H127L126 199V201H129V200ZM188 199V200H189ZM197 200H195L196 202V204H197V206L200 208V204H201V206L202 207H205V206H203V204H202V202L204 201H202L201 202V200L199 199V198H196ZM217 198H215V199H212V200H216ZM106 200V199H105ZM120 200V199H119ZM124 200V199H123ZM193 200V201H194ZM206 200V199H205ZM218 200V199H217ZM259 200V199H258ZM180 201H182V199H180ZM192 201V200H191ZM190 201V202H191ZM208 201V200H207ZM207 201H206V203H207ZM223 201V200H222ZM222 201H220V204H221V202ZM254 201V199L252 200L251 199V202H253ZM256 201V203H257V200H255ZM254 201V202H255ZM209 202H210V200H209ZM225 202V201H224ZM253 202V203H254ZM186 203V202H185ZM195 203L192 205V206H194L195 205ZM203 203H205V202H203ZM211 203H213V201H211ZM214 203H215V201H214ZM214 203L213 204H211V205H214ZM218 203L219 202H217V205H218ZM102 204H103V202H102ZM132 204V203H131ZM137 204V203H136ZM192 204V203H191ZM216 204V203H215ZM223 204V203H222ZM221 204V205H222ZM224 204H229L228 203V201L226 202V203H224ZM231 205L233 204L232 202L230 203ZM101 205V204H100ZM128 205H129V203H128ZM190 205V204H189ZM210 205V204H209ZM234 205V204H233ZM249 205V206H248ZM103 207H104V205H102ZM196 206V207H197ZM230 206V205H229ZM228 206V207H229ZM256 206V205H255ZM132 207V206H131ZM190 207H191V205H190ZM189 207V208H190ZM195 207V206H194ZM194 207H191V208H193V211H194V209H196V208H194ZM197 207V208H198ZM212 207V206H211ZM210 207V208H211ZM216 207V206H215ZM218 207H219V205H218ZM222 207V206H221ZM225 207V205H223V208ZM232 207V206H231ZM191 208H190V210H191ZM198 208V209H199ZM208 207H206V209H207ZM210 208H208L207 210H209ZM230 208V207H229ZM229 208H227V209H229ZM233 209L235 208V207H232ZM251 208H252V206H251ZM251 208H249V210H251ZM255 208V207H254ZM148 209H150L149 211V214H151V207H149ZM198 209H196L195 211H199ZM205 209V210H206ZM218 209V208H217ZM225 209V208H224ZM226 209V210H227ZM211 210V209H210ZM208 211V212H211V211ZM219 210H220V208H219ZM219 210H218V213L216 214V215H218L220 212H219ZM230 210V209H229ZM242 210V211H241ZM254 211H255V209H253ZM152 211H153V209H152ZM188 211H189V209H188ZM194 211V212H195ZM212 211H214V209H212ZM250 212V215H248V213H247V211H246V215H248V218L246 219V216L244 217V220L246 219L247 220V222L246 223H248L249 222V219L250 220H256V219H258L259 217L258 216H260V215H258L257 213H258V211L257 212ZM147 212V211H146ZM146 212H144V213H146ZM161 212H163V213H165V211H161ZM190 212H192V211H190ZM199 212H201V214H202V212H204V210H202V211H199ZM198 212V213H199ZM215 212V211H214ZM214 212H212L213 214H214ZM217 212V211H216ZM215 212V213H216ZM227 212V211H226ZM229 212V211H228ZM227 212V213H228ZM230 212H232L233 213V217H234V215H235V213H234V211H231L230 210ZM249 212V211H248ZM162 213V214H163ZM168 213V212H167ZM196 213V212H195ZM194 213V214H195ZM198 213H196V215H199ZM206 213H207V211H206ZM223 213H224V211H223ZM260 213V212H259ZM149 214H146V215H149ZM161 214V213H160ZM166 214V213H165ZM203 214H205V213H203ZM202 214V215H203ZM208 214V213H207ZM231 214V213H230ZM229 214V215H230ZM152 215V214H151ZM168 215H170V214H168ZM167 215V216H168ZM174 215H177V214H174ZM202 215H201V217H202ZM206 215V214H205ZM211 215V214H210ZM216 215H214L215 216V218L217 217ZM220 215H221V213H220ZM225 216V219H227L228 217H229V215H228V217L226 218V213L224 214ZM238 215V214H237ZM240 215V214H239ZM239 215L237 216V217H239ZM150 216V215H149ZM212 216V215H211ZM214 216H213V219H215L214 218ZM242 216V215H241ZM240 216V217H241ZM244 216V215H243ZM165 217V216H164ZM161 218V219H166V217L165 218ZM200 217V216H199ZM221 216H219V218H220ZM222 217H223V214H222ZM221 217V219L223 220L224 218H222ZM231 217V216H230ZM229 217V218H230ZM236 216H235V218L234 219H236L235 220V223L236 222H240V221H243V218L242 219H238ZM239 217V218H240ZM262 217V216H261ZM261 217H260V219L259 220H261ZM169 218V217H168ZM262 218H264V217H262ZM0 219H1V217H0ZM170 219V218H169ZM172 219H174L175 221H178V218L177 217H172ZM171 220V219H170ZM180 220V219H179ZM215 220H218L217 218L215 219ZM233 220V219H232ZM245 220V221H246ZM264 220V219H263ZM262 220V221H263ZM152 221V220H151ZM172 221V220H171ZM175 221H174V223H175ZM261 221V222H262ZM159 222V221H158ZM217 222H221L220 220L219 221H217ZM224 222L226 223V221L224 220ZM228 222V221H227ZM231 222V221H230ZM233 222V221H232ZM253 222V221H252ZM258 222V224L260 223L259 221H257ZM152 223H155V221H153ZM169 224H168V226H170V222H168ZM172 223H173V221H172ZM174 223H173V225H174ZM178 223V222H177ZM242 223V222H241ZM156 224V223H155ZM160 224V223H159ZM161 224H162V222H161ZM229 224V223H228ZM249 224H250V222H249ZM261 224V223H260ZM157 225V224H156ZM167 225V224H166ZM221 225V224H220ZM231 225V224H230ZM239 225V224H238ZM244 225V224H243ZM245 225H247V224H245ZM245 225H244V227H245ZM253 225V224H252ZM255 225H256V221H255ZM254 225V226H255ZM263 225V224H262ZM261 225V226H262ZM175 226V225H174ZM242 226V225H241ZM264 226V225H263ZM161 227V226H160ZM173 227V226H172ZM176 227H178V225L176 224ZM230 227V226H229ZM233 227H234V224H233ZM236 227H237V225H236ZM243 227V226H242ZM249 227V226H248ZM256 227H258V226H256ZM256 227H255V229H256ZM156 228H158V227H156ZM173 228H175V227H173ZM181 228V227H180ZM225 228H226V225H225ZM230 228H232V227H230ZM254 228V227H253ZM259 228V227H258ZM257 228V229H258ZM162 229V228H161ZM172 229V228H171ZM246 229V228H245ZM249 229H250V227H249ZM178 230V229H177ZM260 230V229H259ZM262 230V229H261ZM260 230V231H261ZM159 231V230H158ZM231 231V230H230ZM239 231H241V230H239ZM239 231H237L238 233H239ZM244 231V230H243ZM256 231V230H255ZM187 232V233H186ZM250 232V231H249ZM185 233L187 234V236L189 235V236H191L192 235V231L191 230H189V229H187V231H185ZM184 233V234H185ZM264 233V232H263ZM181 234V233H180ZM179 234V235H180ZM240 234V233H239ZM242 234V233H241ZM240 234V235H241ZM244 234V236L246 237V234L245 233H243ZM242 234V235H243ZM254 234V233H253ZM261 234V233H260ZM170 235V234H169ZM235 235H236V232H235ZM255 235H256V233H255ZM262 235V234H261ZM168 236V235H167ZM166 236V237H167ZM186 236V235H185ZM193 236V235H192ZM237 236H238V234H237ZM243 236V237H244ZM257 236V235H256ZM149 237V236H148ZM164 237V236H163ZM165 237V238H166ZM182 237V236H181ZM180 237V238H181ZM239 237H241V236H239ZM243 237H241L242 238V240H243ZM244 237V238H245ZM188 238V237H187ZM234 238H236V237H234ZM253 238V237H252ZM189 239V238H188ZM191 239V238H190ZM247 239V238H246ZM245 239V241H247ZM256 239V238H255ZM160 240H164V239H160ZM159 240V241H160ZM169 240V239H168ZM178 240V239H177ZM185 240V239H184ZM183 240V241H184ZM241 241V240H240ZM244 241V242H245ZM162 242H164V241H162ZM243 242V241H242ZM251 242V241H250ZM153 243V242H152ZM156 243V242H155ZM154 243V244H155ZM169 243V242H168ZM173 243V242H172ZM186 243V242H185ZM193 243V242H192ZM241 243V242H240ZM246 244H247V242H245ZM249 243V242H248ZM257 243H258V241H257ZM149 244V243H148ZM167 244V243H166ZM245 244V245H246ZM194 245V244H193ZM248 245V244H247ZM251 245H257V244H251ZM260 245V244H259ZM156 246H157V244H156ZM172 246V245H171ZM249 246V245H248ZM253 246V247H254ZM146 247V246H145ZM190 247H191V245H190ZM261 247V246H260ZM156 248V247H155ZM155 248H154V253H155ZM172 248V247H171ZM170 248V249H171ZM174 248V247H173ZM193 248V247H192ZM197 248V247H196ZM256 248V247H255ZM174 249H176V248H174ZM189 249V248H188ZM187 249V250H188ZM178 250H179V248H178ZM194 250V249H193ZM192 250V251H193ZM202 250V249H201ZM210 250V249H209ZM252 250V249H251ZM258 250V249H257ZM153 251V250H152ZM167 251H168V249H167ZM190 251V250H189ZM205 251V250H204ZM211 251V250H210ZM183 252V251H182ZM151 253V252H150ZM158 252H156V254H157ZM175 253H177V251L175 252ZM204 253H206V252H204ZM159 254V253H158ZM163 254V253H162ZM162 254H160V255H162ZM164 254H166V258L165 259H169L168 261H166L168 264H169V262H172L174 259L173 258H175V257H172V252H168V253H164ZM182 254V253H181ZM189 254V253H188ZM192 254V253H191ZM196 254H198V253H196ZM203 254V252L201 253V255ZM255 254V253H254ZM160 255H158L159 257H160ZM200 255V254H199ZM209 255V254H208ZM257 255V254H256ZM261 255V254H260ZM66 256H68V255H66ZM173 256H175V254L173 255ZM176 256H178V255H176ZM184 256V255H183ZM183 256H179L180 258L181 257H183ZM195 257L197 256V255H194ZM193 255H192V258L191 259H193V258H195ZM157 257V256H156ZM158 257V258H159ZM163 257H165L164 255H163ZM178 257V258H179ZM185 257V256H184ZM183 257V258H184ZM191 257V256H190ZM198 257V256H197ZM207 257V256H206ZM258 257H259V255H258ZM182 258V259H183ZM189 258V257H188ZM203 258H205V257H203ZM261 258V257H260ZM162 259V258H161ZM207 259V258H206ZM159 260H160V258H159ZM164 259H162V261H163ZM184 260V259H183ZM198 260V259H197ZM196 260V261H197ZM201 260V259H200ZM204 260V259H203ZM203 260H201V261H199V262H201L202 263V261ZM185 261V260H184ZM191 261H193V260H191ZM197 261V262H198ZM165 262V261H164ZM173 262H175V261H173ZM172 262V263H173ZM176 262H177V259H176ZM183 262V261H182ZM188 262H190L189 260H188ZM187 262V260H186V262H185V264L186 263H188ZM194 262H195V260H194ZM196 262V263H197ZM156 263V262H155ZM160 263V262H159ZM158 263V264H159ZM171 263V264H172ZM179 263H180V260H179ZM178 263V264H179ZM193 263V262H192ZM207 263V262H206ZM153 264V263H152ZM157 264V263H156ZM162 264H164V263H162ZM166 264V263H165ZM175 264V263H174ZM181 264H183V263H181ZM189 264V263H188Z\"/></svg>", "mask_w": 264, "mask_h": 264}]
</instances>
